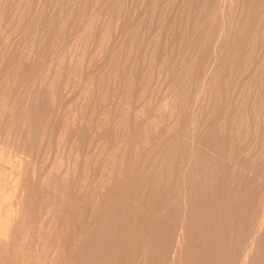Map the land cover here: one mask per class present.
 Segmentation results:
<instances>
[{
	"label": "bare ground",
	"instance_id": "bare-ground-1",
	"mask_svg": "<svg viewBox=\"0 0 264 264\" xmlns=\"http://www.w3.org/2000/svg\"><path fill=\"white\" fill-rule=\"evenodd\" d=\"M7 1L8 2L10 1L11 3L6 4ZM31 1L32 0H30V3H31ZM48 1L50 2V0H48ZM57 1L58 0H56L55 3H57ZM62 1L63 0H61V2ZM72 1L73 0H64V2H65L64 3V5H65L64 7L67 10H68V7L72 4ZM78 1H79V3H83V2H80V0H77V2ZM81 1H83V0H81ZM99 1H102V0H99ZM99 1H95V0L93 1V2H96V5H95V3L93 4V5H95L96 8H97V5H98ZM115 1L119 3L120 0L119 1L115 0ZM130 1H132V0H130ZM150 1L152 2L154 0H149L147 3H149ZM169 1L167 0V4L169 3ZM172 1H174V0H172ZM176 1H174V2H176ZM199 1H201V0H199ZM204 1L205 0H203L202 2H204ZM214 1L215 0H213V2ZM233 1L234 0H217L216 8L214 6V4H216V2H215L213 4H210V6L209 5L207 6L208 10H206V7H204L205 9L202 8V6L206 5V4L205 5L203 4L201 6V8L206 11V14H204L201 19L199 18L200 16L198 17V15L202 13L201 10H199V12L196 13V14H198L197 17L199 19H195L196 21L194 23H195V25L197 27L198 26L200 27L201 31H202L201 26L204 27V25H206L205 27H207L209 25V26H212L214 28L215 35L212 36V38H214V37L215 38H214V40L211 38V41L213 40L211 45L215 49L219 48V47H217V45L221 44L220 43L221 39H224V41H225L224 37L227 36L230 33L229 32L230 30L229 31L227 30L229 27L227 28L226 25L228 24L229 21L235 19V17H234L235 14L234 13H236V10L238 9V3L240 4L241 0L238 3L235 2L237 4V9H236V6H233V4H234ZM254 1H255L254 3L256 4V0H254ZM259 1L260 0H258V2ZM38 2H36V4ZM133 2H135V1L133 0ZM189 2H188V5L192 7L193 1H191V5H190ZM248 2L252 3L253 0H251V1L248 0ZM101 3H103V7H104V5H106L105 7H107V5H108V4H105V1L104 2L102 1ZM147 3L145 4L146 5L145 7L148 6ZM160 3H162V1ZM170 3L172 4L171 1H170ZM183 3H184V1H183ZM210 3H212L211 0H210ZM28 4H29L28 0H3V1L0 0V87H1L2 82H5L4 80L7 81L9 79L8 76L10 74L6 73V71H5L6 66L8 65V63L13 64V65H15V63H17V65L13 69L14 70L13 75H12L13 78L10 77L12 79L9 80V81L13 80L12 81L13 82L12 86H14L15 85L14 83L16 81L21 80V79L23 80V77L28 76V74L24 76V74L21 71L19 73V70L22 69L21 65L24 63L27 67H31L33 65L34 60L37 57L38 53H40L39 52L41 50L40 46L37 47V46H35L34 43H32L33 41L30 42V41H28L29 39H26V37L25 38L22 37L23 33H25V36H26V33L29 32V34H30L31 30H33L29 26L30 25L29 22H32V21L28 22L27 21L28 20L27 16H29L30 13L35 12L36 11V7L38 9V5H36V4L35 5H31V6L30 5L28 6ZM47 4L49 6V3H47ZM125 4H128V3L123 2L122 6L119 5L118 7H123V5H125ZM177 4H179V3H177ZM99 5H102V4L99 3ZM137 5L138 4L136 3V5H134V6H137ZM193 5H194V3H193ZM198 5H200L199 2H198ZM212 5L214 6L215 10H214V8H211ZM260 5H261V3H260ZM26 6H28V7L25 10ZM62 6H63V2H62ZM74 6H75V4H74ZM85 6H87V5L85 4ZM125 6H128V5H125ZM139 6H142V5L140 4ZM149 6L147 7L148 9H149ZM151 6H152V4H151ZM154 6H156V0H155V5ZM163 6H165V4ZM168 6L166 5V10H168L167 9ZM249 6H250V4H249ZM257 6H256V8H257ZM262 6H263V2H262ZM44 7H46V6H44ZM50 7H52V4H50ZM84 7H83V9H84ZM113 7L115 8L116 6L114 5ZM178 7H180V5ZM197 7H195V8H197ZM252 7L253 6H251V8ZM57 8L58 7H56V9ZM63 8H61V9H63ZM71 8L74 9L75 7L72 6ZM109 8H112V5ZM114 8H112V9H114ZM123 8H126V7H123ZM186 8L188 10V7H186ZM260 8L262 9V7H260ZM77 9H79V8H77ZM77 9H75V10H77ZM97 9H98L99 12H97V11H95V12L94 11H92V12L89 11V13L90 12L91 13L87 17L85 16V19L83 20V22L79 23V25H78V23L76 24L78 26H77V28L75 27L76 28L75 32L71 33V31H73V29L71 31H70V29H68L70 31V33H68L69 35L67 34L69 36V38H68L66 43L64 42V45L61 46L60 44L65 40L66 34L63 32L65 34L64 37L62 36L63 34L61 35L63 37V39H64L63 41L60 40L59 39L60 36H58V40H60L59 42H61L59 45L61 47L60 46H58V47L56 46L57 42L53 39V37H54L53 34H50V38H49L48 37L49 32H48V30H45L48 33L46 35L47 39L49 38V40H50V42H49L50 43L49 44L50 48L47 47V46H49L48 44L47 45L44 44V46H43L41 44V41L39 40L40 43H38V45L41 44L43 46V47L41 46L42 49H43L42 51L46 52V57L44 55L45 60L44 61L42 60V62H38L37 63V67H39L38 65H39V63H41L40 67H39L40 68V70H39L40 72L38 74H36V73L31 74V72L28 70L30 72L31 76L33 75V78H34L33 79L34 81L32 80L31 83L28 82L30 84V89L34 90V92H32L29 89V91L28 90L27 91L28 92L31 91V93L28 94L27 91L25 92V90H24V93L28 94V96H25L26 98H24L22 101L20 100L19 102H16L15 100L12 99L15 102L12 101L11 103H9L8 102V97H10V96L13 97V95H14V94L12 95L13 87L9 88L8 84L5 83L6 85H4V83H3V85H4L3 89L0 88V264H192L194 262H195V264L197 262L200 263V264H253V261H255V259L254 260L252 259V252L254 251L257 254L256 250H254L255 246H257L258 243L262 241L260 239H261V236L264 235V234H262L264 232V230H263V227H264V201L261 202V199H262L261 197L264 196V195H262L260 193L261 194L260 195V202H261L260 204L258 202L259 198H258V201H257V203L260 206H259V209H256V210H259V211H258V216L255 219L256 222L254 221L256 223V224L254 223L255 224L254 228H252L251 231L249 230V232L246 231V230L242 232V229H244L242 227L241 228V233L242 234L240 233L241 235L239 237L240 240L237 239V242H239V244L237 245L234 242L235 243L234 244L235 247L239 246L240 243L242 244L241 247H240L242 249H241V251L238 254H237V252L239 250L236 251V254H234V253L232 254V252L231 253L229 252V251H232V249L234 247L230 246V247H233V248H230L228 246V243H229V241H233V240H228L227 239L228 235H226V233L228 234V232L232 230V227L229 228L231 230H228V228L225 227L226 225H223V222H222L223 221V217H222L223 214L221 215L220 210L218 209L217 212H216V215L213 216V218H215V219L212 218L213 219L212 223H214L213 227L215 228V230H214L215 234L211 233L210 235H208L209 234L208 231L207 232L205 231L206 233L204 232V234H206V235L198 234L199 235L198 237H200L199 239L202 238L203 239L202 241H204V240L206 241V245L204 244L206 247H208L207 241L208 242L210 241V242H212L213 244L216 245V246H214L215 248L213 249L211 247L213 250L211 248H209L212 251L210 250L211 252H209V254H208V251H207L208 249L205 246H204V248L207 249V250H204V248H201V249L204 250V252H200L201 249L197 250V248H195V246L194 247L192 246L193 248H195L194 249L195 251L194 252L193 251L187 252V255H185L186 251L183 250L184 245H186L185 243L189 242V240H190V244L192 243L191 237H189L187 235L188 234L187 233L188 228H190L191 226H190L189 223L186 224L185 221H187V220H185V219L189 220L191 217L190 218L189 217H184L185 221L183 220L182 217H180L184 221L183 224H181V225H179V223L176 222L178 220V218L175 221L178 224V227H179L178 228V232L179 233L176 230V232L178 234H176L177 235V237H176L177 240L175 239L176 240L175 242H173L174 240L172 241V238H171V235H170V234L175 233V231L171 232V229H170V227L173 226L171 224H174V223L172 221H171L172 223H170L169 218L170 217L172 218L173 217L172 215H174L173 212L174 213L176 212V208H175L174 204L175 203L178 204V201L180 203V200H183L182 202H184V199L187 196L190 195L192 188L193 187L197 188V185L193 186V184L191 182L190 186H192V188H190V190L185 188V186H183L184 188L183 187L181 188L180 187V185H181L180 183H182V182L179 183V181L180 180L182 181L184 176L186 175L185 174L182 179H179L181 177L182 173L179 175L180 176L178 178L179 181L177 179H175V182H173V181L171 182V180H170L171 178H169V180L166 181L164 183V185H162V183H163L162 182L163 178H162V175H161L162 171L163 170H167V171L172 170L174 168V163L173 162H175L174 160H176V158L179 160V163L183 162L182 165H184L185 160H187V158H186L187 154H186V151H184L185 148H183L184 150L181 149V151H183V152L182 153L180 152L181 155L178 156V154H179L178 152H179V150L181 148V145L183 147L187 143L188 140L193 141L194 138L196 137V135H198V133L200 135V133L203 131L202 130V126L199 125L200 121L199 122L197 121V120H199V116H198V113L200 111L199 107H201L200 106L201 103L206 99L205 98V94H207V91H211L212 90V88H213L212 85L216 86V83L214 82L215 84H211L212 79L211 80H209V79L212 78L210 76H212L211 74H213V71H214V63L216 61L215 58H217V56H219L220 54L218 53V55L216 57L214 56L215 53L213 54L212 57H214V58H213V62L212 63L208 62V61H207L208 62L207 63L206 60H208V59L207 58H206V60L204 59L206 64H208L207 67H209L208 68L209 74H208V72H206L208 75L206 74V76L205 75H204V77L202 76V79H200L202 81L198 82L199 84L196 86V88L194 90V96H193L194 97V104L192 103L193 106H192V108H190L191 109L190 113L194 114V115L197 114L198 117H195L193 115L195 118L193 117L191 120L187 121V117L185 118L186 120L184 118L180 120V116H181L180 113H179L180 112V107H179V109H177V108H178L179 105H181L183 103L177 105V101H175L176 98H174V94L175 93L174 92H173L174 94L171 93L172 89L169 90L170 87H174V86L169 85L170 86L169 89H168V87L165 88V91L163 92V94H161L160 97H158L157 99L154 100V102H152V99L150 97L151 95H149L150 91L148 92V85L151 84L150 81H151L152 78L150 79V81H146V82L143 81V80H140L139 81L140 83L138 82L139 84L137 85V87H134V88H133V86H131V84L133 82H131V84H130L129 80H131V79L128 80L129 82L127 81V79H128L127 77L129 76V75H127V73H128L129 70L127 69L128 71H126L124 69V67L131 66L129 64H133L134 60L133 61H132V59L130 60L129 59L130 57H129L128 54L121 55L122 54L121 53V51H122L121 45L124 43L123 41H126V38L129 39L130 33H129V35H127L128 34L127 31H129V29L126 30V25H125L126 22L125 23L122 22L120 20V17H116V15H115L114 18L106 19L105 16H101L100 13L102 11L99 10V8H97ZM112 9H110V11ZM117 9H119V8H117ZM142 9H144V8H142ZM258 9H255V10L257 11ZM46 10H48V9H46ZM57 10L60 11L59 9H57ZM81 10H82V8H81ZM107 10H108V8H107ZM154 10H156V8H154ZM173 10L176 11L175 8H173ZM247 10H249V8H247ZM247 10H245V11H247ZM7 11H11L12 12V13L10 12L11 15H13L11 19H10L11 15L9 16V12H8V14H6ZM41 11H43V9ZM58 11H57V13H58ZM63 11H61L60 15L62 14ZM69 11H70V8H69ZM69 11H65L66 12V17H65L64 21L62 20V22H61V19H62L61 17L62 16L60 17V15L58 14L59 17H60V20H58L59 18L55 19L56 21L53 20L54 21L53 23H54L55 27H52L53 24L51 22V26H49V28L51 27V31L54 30V28L56 30V27H57V25H59V23H60V25H59L58 28H60V30L64 31L63 29L66 27L67 23H69L68 21H70L69 18L71 19V17H72V16L70 17V15L67 14V12H69ZM119 11H121V10H119ZM126 11H127V9H126ZM138 11L140 12V9ZM150 11H152V10H148V13H150ZM197 11H198V9H197ZM239 11H240V9H239ZM262 11L263 10H261V12ZM43 12H45V9H44ZM46 12H48V11H46ZM51 12H54V14H55V11H52V9H51ZM78 12H80V11H78ZM82 12L85 13L86 11L85 12L82 11ZM124 12H125V10H124ZM130 12L132 13V10H130ZM162 12H163V9H162ZM258 12H259V10H258ZM37 13L41 14L38 11H36V13H33L32 15L36 14V16H37L38 15ZM69 13H71V12H69ZM108 13L109 12H107V14ZM133 13H135V12H133ZM144 13L146 14V12H143L142 14H144ZM155 13H157V12L155 11ZM165 13H164V18L166 16ZM50 14L53 15V13H50ZM50 14H48V15H50ZM116 14H117V12H116ZM129 14L130 13H128V15ZM132 14H130V15L132 16ZM150 14H152V13H150ZM241 14H242V12H241ZM259 14L263 15L264 12L263 13L259 12ZM24 15H27V16H25L27 19L24 17ZM71 15H73V14H71ZM84 15L85 14H83L82 16L84 17ZM110 15L112 16V14H109V16ZM173 15L175 17L174 13H173ZM245 15H246V13H245ZM249 15H251V14H249ZM50 16H47V17L51 18ZM54 16H56V15H54ZM139 16H140V18L139 17L138 18L141 19L142 16L141 15H139ZM152 16H154V14L151 15L150 17H152ZM180 16H181V18L183 20V17H182L183 15H180ZM189 16L190 15H187L188 18H189ZM191 16H193V14ZM239 16H240V18H239L240 20L242 18H244V17H241V15H239ZM257 16H258V14H257ZM130 17L126 16L125 18L127 19V18H130ZM145 17H147V16L145 15ZM187 17H186V19H184V21L187 20V22H188V20H190V19H187ZM259 17H260V15H259ZM259 17H257V18H259ZM39 18H41V20H42L43 16L42 17L38 16V23H40L39 22V20H40ZM131 18H132V20H131ZM131 18H130V21L132 22L134 18H133V16ZM138 18H137V15H136L135 19L138 20ZM176 18L178 19V17H176ZM192 18H194V17H192ZM192 18H191V20H192ZM245 18L247 19L246 16H245ZM45 19H46V17H45ZM45 19L43 21L44 23H45ZM169 19H170V17H169ZM4 20L5 21L7 20V21L4 22ZM57 20H58V22L59 21L60 22L55 25V22H57ZM76 20L73 19V21H76ZM79 20H81V19H79ZM159 20H161V19H159ZM164 20H166V19H163V21ZM167 20H168V18H167ZM172 20H171V22H172ZM261 20L259 18V22ZM178 21H179V19H178ZM236 21L238 22V19H236ZM257 21H258V19H257ZM27 22H28V24H27ZM36 22L37 21L35 19V23ZM78 22H81V21H78ZM157 22L160 23V21H157ZM168 22H170V21L168 20ZM262 22H263V20H262ZM164 23H167V22H164ZM188 23H190V22H188ZM242 23H243V21H242ZM245 23L246 22L244 21L242 26ZM32 24H33V22H32ZM147 24H150V23L147 22ZM179 24H180V22H179ZM191 24H193V23H191ZM247 24L248 23H246V25ZM257 24H259V23L257 22ZM257 24H255L256 27H257ZM131 25H133V24L131 23ZM185 25H187L186 27L188 28L189 25L186 22H185ZM231 25H232V23H231ZM252 25H254V24H252ZM262 25H264V23ZM262 25H260L258 27V30H259V28ZM128 26L129 25H127V27ZM135 26H136V24H135ZM135 26H133V27L135 28ZM145 26H147L146 22H145ZM161 26L157 25L159 30H160V28H163ZM168 26L171 27V25H168ZM168 26H167V28H168ZM192 26H194V24ZM240 26H241V24H240ZM147 27L149 28L150 25L147 26ZM44 28L47 29L46 25H45ZM58 28H57V30H58ZM68 28H73V25H72V27L69 26ZM134 28H132V29H134ZM137 28H139V27H137ZM191 28L192 27H190L189 29H191ZM235 28L237 30V27H235ZM132 29H130V32L131 31L136 32L135 31L136 29L135 30H132ZM139 29L141 30L142 28L140 27ZM183 29H184V27H183ZM209 29H211V28L209 27ZM230 29L233 30V26ZM240 29L241 28H239V31H240ZM40 30H42V29L40 28ZM68 30L66 28L65 32L68 31ZM145 30L143 28L144 34H143V32H141L142 33V34H140L141 36L150 33V32H146V34H145ZM192 30H194V29H192ZM195 30L192 31V33L190 32L191 35L193 34V32H195ZM199 30H198V32H199ZM241 30H243V29H241ZM150 31H151V27H150ZM163 31H165V30H163ZM36 32H38V31H36ZM61 32H58V34L59 33L61 34ZM152 32H154L153 29H152ZM204 32H206V31H203V33ZM208 32H209V30H207V32H206L207 35H208ZM35 33L33 32L34 35H35ZM51 33H53V32H51ZM138 33H139V30H138ZM155 33H156V29H155ZM155 33H154V36L156 37L158 34L156 33V35H155ZM161 33H162V31H161ZM190 33H188V34L190 35ZM196 33H197V30H196ZM247 33L248 32H246V34ZM258 33L259 32H257V33H255V31L253 32V34H257V35H258ZM202 34H200V35L202 36ZM206 34L205 33L203 34L205 36V38H203V37L201 38L200 37L202 39V43L203 42L205 43V41L208 40L207 37H206ZM250 34H251V32H250ZM37 35H38V33H37ZM41 35H44V33L41 34ZM132 35H131V40L134 41V39H132ZM181 35L183 36V33ZM193 35L195 36V33ZM229 35H228V37H229ZM237 35H239V34H237ZM39 36L40 35H38V37H36V38H39ZM133 36H135V34ZM179 36H180V34H179ZM242 36H243V34H242ZM248 36H249V34H248ZM41 37L42 36H40V38ZM155 37L154 38L152 36L148 37V39H147L148 40L147 41L148 45L143 42L142 38H144V37H141L142 43H144V45H147L145 48H148V50H149L150 41L152 42L153 47L157 45V42L155 41L156 40ZM232 37H233L232 40L235 41V38H236L235 35H232ZM159 38L160 37L158 35V39ZM166 38H167V36H166ZM183 38L186 39L187 37H183ZM194 38L197 39V36H195ZM230 38H231V36H230ZM135 39L138 40V38H135ZM158 39H157V41H158ZM161 39L163 40V36H162ZM178 39H179V37L176 40H178ZM245 39L246 38H243V40H242V38H241L242 42H245L244 41ZM247 39H248V37H247ZM252 39H253V35H252ZM255 39H253V41ZM139 40H140V37H139ZM139 40H138V43H139ZM153 40H154V43L156 45L153 43ZM226 40L229 41V38H227ZM241 40L238 41V43L240 42V44H238L236 42L237 40L235 42L233 41L234 44L231 42L232 43L231 45H233V46H231L229 54L226 55L227 57L229 55L228 64H229V68H230L229 71H230L231 75H232V72L234 74H238V72L240 73V71H238L239 66H240L239 65L240 62L238 64L239 66H237L235 63L238 62V60H237V56H238V53H239L238 52V47H239L238 45L242 46ZM159 41H160V39H159ZM54 42H55V46H54ZM130 42L131 41L129 40V42H128L129 43V47H131L130 45L135 43V42L134 43L132 42V44H130ZM179 42L182 43L183 41H179ZM209 42H210V40H209ZM252 42L250 43V46H251V44H254ZM36 43H37V41H36ZM128 43H125V44H128ZM197 43H196V45H198ZM199 43H200V46H201L202 45L201 42H199ZM246 43H248V42H246ZM140 44H141V42H140ZM140 44H136V46L140 45ZM166 44H167V42H166ZM175 44H173V45H175ZM207 44H205V45H207ZM222 44H224V43L222 42ZM226 44L229 45L230 43L229 44L226 43ZM243 44H245V43H243ZM256 44H259V43H256ZM262 44H264V43H262ZM15 45H17V46H15ZM144 45H143V47H144ZM190 45H192V44H190ZM211 45H209V46L211 47ZM227 45H226V47H228ZM247 45H249V44H247ZM8 46H10V47H8ZM13 46H15V48L16 47H18V48L13 50L12 49ZM136 46H134V47H136ZM179 46H181V45H179ZM218 46H220V45H218ZM129 47H128V49H129ZM174 47H176V45ZM226 47H224V48H226ZM243 47H242V49H243ZM156 48H158V47H155V50L158 52V50ZM192 48L195 50V48H197V47H195V48L192 47ZM205 48H207V46ZM224 48H221L222 49V53H223V49ZM256 48L254 49V51L257 50ZM261 48L262 47H260V49ZM10 49H12V50H10ZM167 49H168V47H167ZM173 49H175V48H172V49L170 48V50H172V51H173ZM176 49H178V47ZM197 49L201 50L199 48H197ZM239 49H241V48L239 47ZM251 49H252V46H251ZM124 50H126V49L124 48ZM131 50L133 51V49H131ZM227 50H229V49L227 48ZM243 50L240 51V52L242 53ZM129 51H130V49H129ZM206 51H207V49H206ZM136 52H137V50H136ZM146 52L148 54V51H146ZM203 52H205V51H203ZM219 52H220V50H219ZM251 52H250V54H251ZM124 53H125V51H124ZM154 53L152 52L153 55H154ZM183 53H185V51ZM196 53H197V51H196ZM210 53H211V51L209 52V54ZM227 53H228V51H227ZM246 53H242L241 54L242 56L239 55L238 58L241 57V58H245V60H246L247 57L250 56L249 53H247V54H249L248 56H247ZM43 54H42V56H43ZM197 54H199V53H197ZM206 54H208V53H206ZM206 54H204V55H206ZM209 54H208V58L210 59ZM253 54H255V52ZM260 54L262 55L261 52H260ZM170 55H172V58L171 57L170 58L166 57L167 59H169V61H170V59L173 60V54L171 53ZM178 55H179V53H178ZM185 55H186V53H185ZM193 55H195V54H193ZM131 56H132V54H131ZM135 56H136V53H135ZM160 56L161 55H159V57ZM175 56H177V55H175ZM198 56L200 57V55H198ZM257 56L258 55H256V57ZM44 57H42V58H44ZM144 57H145V55H143V60H144ZM147 57L149 58V56H147ZM196 57H195V59H196ZM220 57L221 58H223V57L225 58V56H223V57L220 56ZM251 57H252V54H251ZM251 57H249V58H251ZM135 58L137 59V57H135ZM186 58H187V56H186ZM178 59H179V56H178ZM183 59L185 60L184 57H183ZM211 59H210V61H212ZM251 59H248V60H250V62H252ZM141 60H139V61H141ZM254 60H255V58H254ZM147 61L148 60H146V62ZM224 61H225V59H224ZM148 62H147V64H148ZM181 62L178 63L180 69H179V72H177V73H181L180 70L182 69L183 72H186V75H187V73L189 71V67L187 68V66L185 65L184 61H183V63H181ZM192 62H194V61H192ZM198 62H199V60H198ZM220 62H218V63H220ZM170 63H172V62L170 61ZM259 63H260V61H259ZM154 64L155 63L153 62V65ZM158 64L160 66V69L158 70L156 68L155 70L160 71V70H162L164 68L163 67L164 64L162 62H160ZM174 64H177V61H175L171 66H173ZM188 64H189V61H188ZM250 64L253 65V63H250ZM262 64H263V62H262ZM151 65H152V63H151ZM134 66H136V65H134ZM141 66L142 67L144 66V61L141 62ZM171 66H169V67H171ZM219 66H221V65L219 64ZM260 66H262V65H260ZM34 67H33V70H35ZM120 67H122L123 70L126 71V72L124 71L125 72V76L127 75L126 76V78H127L126 80L123 79L124 77H122V73L121 74L119 73L120 70H121ZM166 67H168V66H166ZM166 67H165V70H166ZM173 67H175V66H173ZM234 67H236V69ZM254 67H256V66H254ZM262 67H264V66H262ZM150 68H148V69H150ZM175 68H178V67H175ZM197 68H198V65H197ZM224 68L223 67L220 68V71L222 69L224 70ZM244 68H247V67H244ZM251 68H252V66L250 67V71H251ZM27 69H30V68H27ZM172 69L173 68H171V70ZM131 70H132V68H130V71ZM134 70H136V68ZM171 70H169V71H171ZM174 70L176 72V69H174ZM204 70L205 69H203V71ZM146 71H148V70H146ZM150 71H151V69H150ZM166 71L165 72L161 71V72L163 73V75L166 74V73L168 74V72H166ZM210 71H212V72H210ZM244 71H246V70H244ZM247 71H249V70L247 69ZM256 71L258 72V70H256ZM259 71H261V70H259ZM262 71H264V70H262ZM10 72H11V70H10ZM32 72H34V71H32ZM241 72H243V71L241 70ZM146 73H148V72H146ZM191 73H193V71ZM198 73H199V70H198ZM214 73H215V71H214ZM218 73H219V71H218ZM135 74L133 72L134 76H135ZM150 74L151 75H149V76L153 77L152 72ZM172 74H173V72H172ZM189 74H190V72H189ZM215 74H216V76H214V77H216V78H218L220 76V74H219V76H217V71H216ZM260 74H262V73L259 72V75ZM158 75H160V74H158ZM177 75H179V74H177ZM186 75L185 76L183 75V76L187 77L188 75L187 76ZM192 75H189V79L192 78ZM243 75H245V73ZM246 75H247V73H246ZM253 75H255V78H259V76L257 77V74H253ZM263 75H264V73H263ZM137 76H138V74H137ZM137 76H135V77H137ZM142 76L145 78L144 74ZM161 76L162 75H160L158 77H161ZM180 76H182V74L179 75V77ZM196 76L199 77V75H197V74H196ZM207 77H210V78L207 80ZM227 77L229 78V76H227ZM166 78H167V76H165L163 79H165V81H166ZM193 78H195V76ZM242 78H243V76H242ZM250 78H248V80ZM24 79L26 80V78H24ZM171 79H173V81H174V78H171ZM175 79L177 80V78H175ZM180 79L182 81L183 78L180 77ZM180 79H178V80L180 81ZM252 79H254V78H252ZM135 80H137V78ZM186 80L184 79L185 82L183 81L184 82V86L186 84ZM216 80H218V79H216ZM241 80H239V81H241ZM255 80H252V81H255ZM262 80H264V79L262 78ZM165 81L163 80L162 83L163 82L165 83ZM175 81H174V83H171V84L172 85L173 84L176 85L178 82L176 83ZM191 81H192V79H191ZM260 82L257 83V84H259V86H260ZM8 83H11V82H8ZM156 83H158V81ZM193 83H194V81H193ZM225 83H227V82H225ZM243 83H244V85H242ZM243 83L241 85L244 86V88L248 89L247 88L248 86L245 87V85H247V84L245 82H243ZM42 84L44 86H42ZM163 84H161V86H163ZM187 84H189L188 81H187ZM262 84L264 86L263 81H262ZM27 85L28 84L26 83V86ZM132 85H135V84H132ZM182 85L183 84H181V86ZM193 85L195 86L196 82ZM237 85H236V89H237ZM241 85L239 86L240 88H238V89H240L239 90L240 92H241ZM20 86H21V84H20ZM40 86L45 87L43 90L46 89V101L48 100L49 104L51 105V107L49 105V107L51 109H52V106L54 104L56 105L55 100L53 99L56 96L55 95L56 93L54 91L58 87L61 88V92H60L61 94L60 95L58 94V95L63 97V98L62 97L61 98L59 97V98L60 99H64L63 100L64 101V105H62V103H60V105L63 106V109L61 110L60 114H58V115H60V117L55 116L57 118H60V119H58V120H60V124L57 125V126H53L52 125L55 122L51 123L53 121V120H51V116H52L51 112L53 113L54 109L50 110V108H49L50 112H49V110L46 111L45 110L46 108L44 110L41 109L42 112L39 110L40 107L38 106L37 101H38V97L40 95L39 94L40 93V89L42 90V88H40ZM161 86H159V87H161ZM230 86H232V85H230ZM263 86H262L261 90L264 88ZM182 87H181V89H182ZM249 87L251 88L250 85H249ZM37 88H40V89L36 92ZM210 88H211V90H209ZM216 88L214 89L215 91L213 90L214 93L216 92ZM232 88H235V87H232ZM15 89H14V91H15ZM23 89H24V86H23ZM190 89H189V91H190ZM230 89H231V87H230ZM153 90H155V89H153ZM228 90H227V92H228ZM233 90H235V89H233ZM20 91L18 89L19 93H20ZM161 91H163V90H161ZM184 91H187V90L185 89ZM248 91L250 92V90H248ZM248 91H247V96H248ZM183 92H181V93H183ZM219 92H217V93H219ZM36 93H38L39 95H37ZM177 93H178V91H177ZM177 93H176V95H177ZM187 93H189V92L187 91ZM228 93H230V91ZM241 93L239 95H241ZM263 93H264V91H263ZM43 94H44V92H43ZM153 94H155V93H153ZM191 94H189L190 97H191ZM212 94H213V92H212ZM232 94H233V92H232ZM236 94H237V91H236ZM251 94H253V93H251ZM251 94H249V95L251 96ZM21 95H22V92H21ZM23 95H25V94H23ZM105 95H108V96H105ZM180 95H179V98L182 97V95L181 96ZM40 96H43V95L41 94ZM254 96H256V95H254ZM190 97L187 96V97H184V98H188V101H189ZM193 97H192V100H193ZM210 97H212V96L210 95ZM238 97L241 98L242 96H238ZM238 97H237V99H238ZM177 98H178V95H177ZM225 98L227 99L228 97H225ZM234 98H235V96H234ZM247 98H249V96ZM42 99H43V97H42ZM215 99L218 101L219 98L218 99L215 98ZM215 99H213V100L215 101ZM245 99H246V96H245L244 100ZM250 99L251 98H249V100ZM30 100H31V102H30ZM176 100H178V99H176ZM179 100H181V98ZM244 100H243V102H244ZM255 100L252 102V104H254ZM238 101H240V100H238ZM241 101H242V99H241ZM210 102L211 101H209V103ZM246 102H244V104ZM248 102H250V101H248ZM209 103L207 105H209ZM235 103H237V101ZM241 103L242 102H240V104ZM55 105H54V108H55ZM186 105L187 104L185 103L184 104L185 107L183 105H181V107L182 108H186ZM202 105H203V103H202ZM210 105H214L215 107H216V105H219L218 107H220V104H216V101H215V103H212ZM210 105H209V107H210ZM242 105H240L239 107H242ZM246 105L248 106V103H246ZM262 105H264V104H262ZM262 105H260V106H262ZM32 106H33V108L35 106L39 107L37 109V112H39V114L37 113L38 115L36 113L33 114V112H35V111H33ZM221 106H222V104H221ZM190 107H191V104H190ZM237 107H238V105L236 106V108ZM258 108L259 107L257 106V109ZM30 109H32V111ZM205 109H206V107L204 108V110ZM212 109H213V107H212ZM212 109H209V110L211 111ZM226 109H227V107H226ZM245 109H246V107H245ZM261 109H262V107H260V110ZM7 110H9V111H8V113L6 112V114H11L12 115V112H13V114L14 113L17 114V117H16V120L13 119L14 121H12L10 119L11 121L9 120L7 126H5L6 124H4L5 123L4 122V115H5V111H7ZM29 110L32 112L33 115L30 114L31 112H29ZM59 110H60V106H59ZM216 110H218V109H216ZM230 110L226 111V112H228L227 113L228 115L229 114L231 115ZM239 110H240V108H239ZM224 111H225V109H224ZM233 111H234V109H233ZM240 111L242 112V110H240ZM240 111H238V112H240ZM245 111L247 112V109ZM245 111H243V112H245ZM254 111H252V112L254 113ZM54 112H55V114H57L56 111H54ZM181 112H182V110H181ZM205 112H203V113H205ZM213 112H214V110L212 112H209V113L214 114ZM238 112H236L235 115ZM186 113H187V111H186ZM186 113H185V115H186ZM201 113H200V115H201ZM248 113H250V112H248ZM258 113H257V115H259ZM260 113L263 114L261 111H260ZM182 114H183V112H182ZM191 114H190V116H191ZM239 114L241 115V113H239ZM261 114H260V116H261ZM209 115L211 116V114H209ZM217 115L215 116L216 118H217ZM8 116L11 117L10 115H8ZM8 116H6V117L8 118ZM210 116H208V117H210ZM243 116H245V114ZM55 117L53 116V118H55ZM202 117H204V116L202 115ZM208 117L205 118L206 122L209 120ZM222 117L224 118V116H222ZM237 117H238V115H237ZM246 117H248V116H246ZM254 117H255V115H254ZM254 117H253L252 121H255ZM257 117H259V116H257ZM200 118H201V116H200ZM226 118L224 119V121L221 122L220 125L229 127V126H234V124H235L237 126L246 127L244 125V119H242L241 117L240 118L238 117L236 119V121H234V119L232 120V119L229 118V120H228ZM232 118H233V116H232ZM218 119H219V117H218ZM26 122L28 123V126L26 125L27 124ZM2 123L4 124V126H2ZM247 123H249V122H247ZM255 123H257V122H255ZM263 123H264V121H263ZM257 124H255V125H257ZM24 125H26V126H24ZM207 125H205V126H207ZM217 125H218V123H217ZM220 125H218V127ZM252 125H254V124H252ZM198 126L201 127L200 129L202 131L199 130ZM211 126H213V125L210 124V127ZM221 128L223 129V127H221ZM218 129H220V128H218ZM228 129H227V131H228ZM237 129H238V127H237ZM245 129H244V131H245ZM205 130H204V132H205ZM213 130H215V129H212V131ZM246 130H248V129H246ZM216 131H218V130H216ZM238 131L239 130H237L235 132H238ZM230 132H232V130H229V133ZM235 132H234V134H236ZM219 133H220V131H219ZM207 134H206V137H207ZM213 134H211V137H212ZM252 134H254V133H252ZM263 134L264 133H262V135ZM256 135H257V133H256ZM201 136H200V138H201ZM236 136H237V134H236ZM238 136H239V134H238ZM238 136L234 137V138H239L240 136L239 137ZM223 137H225V135ZM243 137H245V136H243ZM220 138H222V137H220ZM248 138H250V137H248ZM239 139H243V138L241 137ZM195 140H196V138H195ZM204 140H205V138H204ZM214 140L216 141L217 139H214ZM224 140H223V142H224ZM200 141H201V144H202L203 143L202 139H200ZM200 141H198V142H200ZM233 141H235V140H233ZM251 141H253V140H251ZM205 142H207V144H208V140L207 141L205 140ZM216 143L218 144V143H220V141H218ZM224 143H226V142H224ZM236 143L237 142H234V144H236ZM261 143H264V142H261ZM212 144H213V140H212ZM237 145H239V144H237ZM221 146L222 145L220 144V147ZM229 146L231 147L230 144H229ZM232 146H234V145L232 144ZM253 146H254V144H253ZM186 147H187V145H186ZM211 147L214 148V146H212V145H211ZM216 147H218V145ZM224 147H226V145H224ZM238 147H242V146H238ZM262 147H264V146L262 145ZM260 148H261V146H260ZM159 149H160V151H158ZM188 149H190L189 146H188ZM195 149L196 150H194V152H196V151L199 152V150H200V149H197L196 147H195ZM208 149H210V148H208ZM217 149H219V148H217ZM235 149H232V150H234V152L236 153ZM240 149H242V148H240ZM258 149H259V146H258ZM212 150H210L212 153L209 152V155L213 154ZM214 150H215V148H214ZM239 150H237V153H238ZM243 150H244V148H243ZM249 150L248 151L244 150V151H246V153H247V152H249ZM226 151H227V149H226ZM217 152H218V150H217ZM228 152H231V151H228ZM240 152H243V151H239V153ZM188 153H189V151H188ZM190 153H192L191 150H190ZM218 153L221 154V152H218ZM233 153H231L230 155H232ZM259 153L262 154V152H259ZM196 154H197L198 157L200 156L198 153H196ZM204 154L206 155L208 153L206 152ZM233 155H235V154H233ZM243 155L245 156L246 154H243ZM235 156L237 158V155H235ZM244 156H242V157H244ZM188 157H190V154L188 155ZM208 157H210V156H208ZM220 157H222V155H220ZM249 157H251V156H249ZM197 158H196V160H197ZM212 158H214V157H212ZM244 158H247V157H244ZM189 159H193V157L189 158ZM200 159H201V157H200ZM229 159H232V158H229ZM238 159H240V155H239ZM202 160H203V158H202ZM259 160H260V158H259ZM223 161H221L220 163H222ZM240 161H241V159H240ZM248 161H251V160L248 159ZM197 162H198V160H197ZM203 162H207L206 158L204 159ZM235 162H236V165H237V163H238L237 160ZM258 162H260V161H258ZM258 162H256V163H258ZM207 163H209V161ZM195 164L197 165L198 163L195 162V163H193L192 166L194 167ZM199 164H200V162H199ZM210 164L212 165L213 163H209V164H206V165L208 166ZM223 164L221 165V167L224 166ZM259 164L261 165V163H258V165ZM187 165L189 166V164H187ZM236 165H233L232 167L234 168ZM228 166H229V164H228ZM178 167H176L177 170H178ZM183 167H185V166H183ZM221 167H219V168H221ZM247 167H249V165H247ZM259 167H257V168H259ZM187 168H190V167H187ZM196 168H197V166H196ZM199 168H201V166ZM206 168L208 169V167H206ZM212 168H211L212 171H213V169H218V168H213V169ZM235 168H237V167H235ZM235 168L233 170H236ZM240 168H241V165H240ZM243 168H245V165L243 166ZM190 169H192V168H190ZM230 169L232 170L231 167H230ZM260 169H261V167L259 168V171H261ZM181 170H183V168ZM193 170H194V168H193ZM197 170H198V168L195 169L194 171H197ZM203 170H206V169L203 168ZM231 170H229V171H231ZM245 170H243V171H245ZM184 171H185V168H184ZM194 171H192V172H194ZM209 171H210V169H209ZM255 171L256 170H254V173H255ZM181 172H183V171H181ZM216 172L218 173V171H216ZM248 172H249V170H248ZM166 173L168 174V172H165L164 174H166ZM171 173H172V171H171ZM196 173L197 172H194V174H196ZM201 173H203V172H201ZM204 173H206V172H204ZM221 173H223V172H221ZM235 173H236V171H235ZM237 173L241 174L240 171L237 172ZM259 173H260L259 174V176H260L262 171L259 172ZM187 174H189V173H187ZM211 174H214V173L212 172ZM223 174H225V173H223ZM231 174H233V173H231ZM236 174H234V175H236ZM257 174H258V172H257ZM172 175H174V174H172ZM168 176H171V174H169ZM168 176H167V178H168ZM186 176H185L184 180H186V178H188V176L187 177ZM210 176H212V175L209 174V177ZM229 176H231V175L229 174ZM262 176H264V175L262 174ZM262 176H260L259 178H262ZM174 177H173V179H174ZM195 177H193V178H195ZM197 177H199V176L197 175ZM205 177H206V175H204L203 179H205ZM253 177L255 179V175ZM165 178H166V176H165ZM211 178L213 179L214 176H212ZM211 178H210V180H212ZM226 178H224L223 181ZM230 178H234V177H230ZM214 179L216 180V178H214ZM201 180H202V178H201ZM201 180H198L200 186H201ZM236 180L238 181L239 179H236ZM242 180L243 179L241 177V181ZM187 181H189V179H187ZM194 181H196V180H194ZM202 181H204V180H202ZM230 181L232 182L233 180L230 179ZM244 181H247V180L244 179ZM256 181H258V180H256ZM220 182H222V181H220ZM224 182H226V180ZM233 182H235V180ZM253 182L255 184L254 180H253ZM253 182H252V184H253ZM172 183L175 184L174 185L175 187L173 186L174 189H171ZM178 183L180 185H178ZM215 183H217V182H215ZM236 183L239 184V181L236 182ZM202 185H203V183H202ZM204 185H206L205 182H204ZM240 185H241V183H240ZM240 185H236V186L240 187ZM258 185L260 186L261 182ZM263 185H264V183H263ZM187 186H189V185H187ZM210 186H212V185H210ZM259 186L258 187L255 186V187H257V189H256L257 192H259L258 190L261 188V186L260 187ZM243 187H244V185H242V188ZM255 187H253V188H255ZM201 188L204 189V187H201ZM211 188L213 189V187H211ZM218 188H219V186H218ZM223 188L225 189V187H223ZM199 189H197V190L199 191ZM235 189H237V188H235ZM243 189H245V187ZM243 189L241 191H243ZM197 190L194 188V190H192V191H197ZM205 190H206V188H205ZM214 190L215 189H213V192L215 193L216 191H214ZM222 191H223V189H222ZM226 191L227 190H225V193H226ZM236 191H235V193H236ZM263 191H264V188H263ZM253 192H254V190H252V194L256 193V192H254V193ZM260 192H262V191H260ZM194 193H196V192H194ZM199 193H202V191L201 192L199 191ZM241 193H244V192H241ZM203 194H205V193H202L200 195L203 196ZM209 194H208V196H209ZM221 194H222V192H221ZM236 194H238V193H236ZM236 194L230 193V194H228L227 197H230V200H231V196L234 199ZM249 194H251L250 191H249ZM192 195H193V193H192ZM240 195L242 196V194H240ZM206 196H207V194L205 195V197ZM219 196H220V194H219ZM221 196H223V195H221ZM224 196H225V194H224ZM199 198H204V197H199ZM222 198L223 197H221L220 199H222ZM240 198H239V200L242 201V199H240ZM254 198L256 199L255 196H254ZM254 198H253V200H254ZM205 199L206 198H204L203 202H205ZM207 199H209V197ZM220 199H217V200H220ZM186 200H189V199H186ZM192 200H194V199H192ZM239 200H238V202H239ZM251 200L252 199H250L249 201L252 202ZM190 201H189V205L191 203ZM209 201H211V200L209 199ZM236 201L237 200H235L234 202H236ZM196 202L200 203L201 201L198 199V201H196ZM214 202H215V200H214ZM211 203H212V201H211ZM225 203H227V202H225ZM240 203L241 202H239V204ZM257 203H255L254 205H256ZM214 204L216 205V203H214ZM218 204H220V203H218ZM222 204H224V203H222ZM179 205H181L180 208H181V211H183L187 207L188 202L186 201V205H185L186 207L183 210H182V208H183L182 204H179ZM197 205H199V204L197 203L195 205V207ZM209 205H210V203H209ZM247 205L249 206L250 203L248 202ZM254 205H253V207H254ZM193 206L190 207L191 211H189V213L190 212L192 213ZM202 206H203V203H202ZM173 207L175 209H173L174 211L171 212L172 215L170 214V217H168L169 215L168 216L166 215L168 218H165L164 217L165 215L163 217H160L161 216L160 214H163V212H165V211H171ZM195 207H194V210H195ZM197 207L200 208L201 206H197ZM204 207H205V205H204ZM234 207L236 209V206H234ZM240 207H241V205L239 206V208ZM188 208H189V206L187 207V209ZM210 208L213 209L212 207H210ZM227 208H229V207L226 206V209ZM251 208H252V206H251ZM256 208H258V205H257ZM187 209H185V210H187ZM201 209H202V207H201ZM220 209H221V207H220ZM226 209H224V211H226ZM230 209H233L232 206H231ZM244 209H245V207H244ZM248 209L249 208H247V210ZM177 210H178V208H177ZM197 210H199V209L197 208ZM235 211H233V212H235ZM238 211H240V210H237V213H238ZM245 211H246V209H245ZM249 211H251V210H249ZM253 211L255 212V210H253ZM253 211H252V213H253ZM198 212H200V210ZM206 212L208 213L209 211H206ZM211 212H214V209ZM211 212H209L211 215L215 213V212L214 213H211ZM187 213H188V210H187ZM193 213L195 214L197 212L194 211ZM245 213H247V211ZM181 214H180V216H183ZM199 214L200 213H198V215ZM202 214H205V212L202 213ZM241 214H243V213H241ZM255 214H256V212H255ZM175 215L177 216L178 214H175ZM187 216H190V215H187ZM191 216H193V215H191ZM234 216H235V214H233V213L225 215L226 219H227V217L233 219ZM246 216H248V215L245 214L243 221L246 220L245 219ZM252 216H253V214H252ZM196 217H197V214H196ZM199 217L200 216H198L199 220H197V222H199V226L197 228H200V229L198 231H200L202 229L203 225L200 226V223L202 224V222L204 220V217H203V219H201ZM254 217H256V216H254ZM180 218H179V220H181ZM229 218H228V222H229ZM172 219L175 220V217H173ZM207 219H209V218H207ZM207 219H205V220H207ZM210 219H211V216H210ZM182 220H181L180 223H182ZM191 220H190V222H192ZM200 220H202V221H200ZM214 220H215V222H214ZM251 220H249V223L253 222ZM247 221H245V222H247ZM197 222H196V224H198ZM230 222H235V221H230ZM176 223L174 225H176ZM226 223H227V221H226ZM249 223H248V225H249ZM203 224H205V223H203ZM210 224H211V222H210ZM169 225H171V226H169ZM206 225H208V224H206ZM243 225H246V224L242 223V226ZM193 228H194L193 230H195V227H193ZM203 228L205 229V227H203ZM246 229H248V228H246ZM174 230H175V228H174ZM210 230H211V228L209 229V231ZM201 231L203 233L204 230H201ZM165 233H166V235H165ZM197 233H199V232H197ZM190 234L191 233L189 232V235ZM231 234H232V231H231ZM234 234L236 235V232L233 233L232 235H234ZM173 236H174V234H173ZM173 238H175V237H173ZM197 238L195 240H196V243L199 245V243L201 241L199 242V239H197ZM197 240H198L199 243L197 242ZM234 241H235V239H234ZM262 242H264V241H262ZM261 243H259V244H261ZM229 244H231V243H229ZM201 245H203V244H201ZM263 246H264V244H263ZM261 247H262V245L260 246V248ZM187 248H189V249H186V250H190V247H187ZM205 251H206V253H205ZM262 251L264 252V248L262 249ZM183 253H184V255H183ZM206 254H208V255H206ZM258 255H259V253L257 254V256ZM262 256L264 257L263 254H262ZM258 259H257V261L260 262V259L259 260ZM257 261H256V264H257ZM259 262H258V264H259Z\"/></svg>",
	"mask_w": 264,
	"mask_h": 264
},
{
	"label": "rangeland",
	"instance_id": "rangeland-1",
	"mask_svg": "<svg viewBox=\"0 0 264 264\" xmlns=\"http://www.w3.org/2000/svg\"><path fill=\"white\" fill-rule=\"evenodd\" d=\"M1 1H3V0H1ZM38 1H39V0H32L31 3H30V0H28V3H29L28 6H29V5H30V6H31V5H35L36 2H38ZM73 1H74V2H73ZM73 1H72V4L68 7V10H67V9L64 7V6H65V5H64V3H65L64 0L62 1V2H63V6H62V2H61V0H58L57 3H55L56 0H50V2H49L48 0H40V1H39L40 3L38 2L39 4H38V3L36 4V5H38V9H37V7H36V11H38V12L41 13V14H38V13H37V14H38L37 16H36V14L32 15L33 13H36V11H35V12L30 13L29 16L24 15V17H25V16L28 17V20H27L28 22H29V21H32V22H33V24H32V22H29V23H30L29 26H30L31 29H33V30H31L30 34H29V32L26 33V36H25V33H23V34H22V37H24V38L26 37V39H29L28 41H30V42L33 41L32 43H34L35 46H37V47L40 46V49H41V50L39 51L40 53H38L37 57H36L35 60H34L33 65H32L31 67H27L24 63H23V64L21 63V64H22V65H21V66H22V67H21L22 69L20 68L21 70H19V73H20V71H21V72L24 74V76L27 75V74H28V76L23 77V80L21 79V80L16 81V82L14 83V84H15L14 86H12V85H13V84H12V83H13V82H12L13 80H11V81H9V80L13 78V77H12L13 72H14L13 69H14V67L17 65V63H15V65L8 63V65L6 66L5 71H6V73L10 74V75L8 76L9 79H8L7 81L4 80L5 82H2L0 88L3 89V86L6 85V84H8V87H9V88L13 87L12 95H13V94H14V95H13V97H12V96L8 97V102L11 103L13 100H15L16 102H19L20 100L22 101L24 98H26L25 96H28V94L31 93V91L34 92V90L30 89V84H29L28 82L31 83V81L34 79V78H33V75L31 76V74H33V73L38 74V73L40 72V71H39V70H40L39 67H40V64H41V63H39V65H38L39 67H37V63H38V62H42V60H43V61L45 60L46 52H45V51H42V50H43L42 47L44 46V44H45V45H47V44L49 45V44H50V43H49V42H50V40H49V38H50V34H53V36H54L53 39L57 42L56 46L58 47V46H60V45H61V46L64 45V42H65V43L67 42V40H68V38H69V36H68L69 34H68V33H70V31H71L72 29H73V31H71V33L75 32L77 26L79 25V23H82L83 20L85 19V16L87 17L92 11H94V12H95V11L99 12L97 8H99V10L102 11V12L100 11V12H101L100 14H101V16H105L106 19L114 18L115 15H116V17H120V20H121L122 22H124V23L126 22V23H125V25H126V30L129 29V31H127V32H128L127 35H129V33H130V35H129V39L126 38V41H123L124 43H123L122 45H123L124 47L121 45V48H122V51H121L122 54H121V55H123V54H124V55L128 54L129 57H130L129 59H130V60L132 59V61L134 60L133 64H129V65H131V66H129V67H128V66H127V67H124V69H125L126 71L129 70L128 73H127V75H129V76L127 77L128 79L126 78L127 75L125 76V72H126V71L123 70L122 67H120L121 70H120L119 73H120V74L122 73V77H124L123 79H125V80L127 79V81H128L129 79H131V80H129V81H130V84H131V82H133L132 84H135V85H132V84H131V86H133V88H134V87H137V85L140 83V82H139L140 80H143V81L146 82V81H150V79L152 78L151 81H150L151 84L149 83L150 85H148V92L150 91V92H149V95H151L150 97H151V99H152V102H154L155 99H157L158 97L161 96V94H163V92L165 91V88L168 87V89H169V87H170L169 85L174 86V87H170L169 90L172 89V90H171V91H172L171 93H173V92L175 93V94H174V93H173V94H174V98L178 99V100L175 99V101H177V105L183 103V104H181V105L184 106L185 103L187 104V105H186V108H182L181 105H179L178 108H177V109H179V107H180V112H179L180 115H181V116H180V120L183 119V118L185 119V118L187 117V121H188V120H191L194 116H195V117H198V116H199V120H197V121H198V122L200 121L201 124L199 123V125L202 126V130H203V131H202V130L200 129L201 127L198 126V127H199V130L202 131V132L200 133V135H199V133H198V135H196V137H195L196 140H195V138H194L193 141L188 140L187 143H186L183 147H182V145H181V148H180V150H179V152H178V153H179L178 156L181 155L180 152H181V153L183 152V151H181V149L184 150L183 148H185L184 151H186V154H187L186 158H187V160H185L184 165H182L183 162L179 163V160L176 158V160H174L175 162H173V163H174V168H173L172 170H169V171H167V170H163L164 172L162 171V174H161V175H162V178H163V179H162V182H163L162 185H164V183H165L166 181H168L169 178H171V179H170L171 182H172V181L175 182V179H177V180L179 181V179H182L183 176L186 174V175L188 176V178H186V180H184V179H185V176H186V175H185L184 178H183V180H182V181H181V180L179 181V183L182 182L183 184H184V183H185V184L183 185L182 183H180V184H181V185H180V184L178 183V185H180L181 188H182L183 186H185V188H187L188 190H190V188H192V186H190V183L192 182L193 186H194V185H197V188H196V187H193L192 190H194V188H195L196 190L200 188L201 190L199 189V191H200V192L202 191V193H205V194H203V196H202V195H200V194H202V193H199L198 190H197V191H192V190H191L190 195L187 196L188 198L186 197V198L184 199V202H185V203L182 202L183 200H180V203H179V201H178V204H177V203L174 204V206H175V208H176V212H175V213L173 212V214H174V215H175V214H178L177 216H176V215L174 216V215L171 214V212L174 211L173 209H175V208L173 207L172 210L170 209L171 211H165V212H163V214H160V215H161L160 217H163V216L165 215L164 217H165V218H168V217H170V214H171L173 217H175V220L172 219L173 217H172V218L170 217V218H171V219L169 218L170 223L173 222V223L175 224V223L177 222V223H179V225H181V224H183V222H184L185 220H187V221H185L186 224H188V223L190 224V226H191L192 228L189 226L191 229L188 228V231H187L188 234H187V235H188L189 237H191V241H192V243L190 244V240H189L190 238H189V239H188L189 242L185 243L186 245H187L188 243H189V244H188L187 246L184 245V247H183V250L186 251V254H185V255H187V252H191V251L194 252V251H195V250H194L195 248H197V250H200L201 248H204V246L206 245V241H205V240L202 241V240H203L202 238L199 239L200 237H198V236H199L198 234H200V235H201V234H202V235H206V234H204L205 231H206V232H207V231L209 232V234L207 233L208 235H210L211 233H214V234H215V231H214L215 228L213 227V224H214V223H212V221H213V219H215V218H213V216L216 215V212H217V210L219 209L221 215L223 214V215H222V217H223V221H222V222H223V225H226L225 227L228 228V230H231V229H229V228L232 227V230H231V231H232V234L236 232V235H235V234L232 235V234H231V231H229V232L227 231L228 234L226 233V235H228V236H227V239H228V240H233V241H229V243H231V244L228 243V246H229V247H230V246H233V247H234V248H233V247H230V248H233V249H232V251H229V252H230V253L232 252V254H233V253L236 254V251L239 250V251L237 252V254H238V253L241 251V249H242V248H240L242 244L240 243V245L237 246V247H235L234 244H235V243H236L237 245L239 244V242H237V239H239L240 235L242 234V233H241V228H242V227L244 228V229H242V232L245 231V230L249 232V230L251 231L252 228H254V225L256 224V223H255V222H256L255 219L257 218V216H258V211H259V210H256V209H259V206H260L259 204H260L262 201H264V196H262V197H261L262 199H261V202H260V195H261V194L264 195V191H263V188H264V185H263V183H264V179H263V178H264V176H262V174L264 175V170H263V169H264V158H263V157H264V153H263V152H264V147H262V145L264 146V143H261V142H264V134L262 135V133H264V123H263V121H264V119H263V118H264V105H262V104H264V93H263L264 88L261 90V88H262V86H263L262 81H263V83H264V80H262V78L264 79V75H263L264 71H262V70H264V69H263L264 67H262V66H264V53H263V52H264V44H262V43H264V25H262V24L264 23V14H263V15H262V14H259V12H260V13H263V12H264V8H263V7H264V0H262V1L260 0L259 2H258V0H256V4L254 3V2H255L254 0H253L252 3L248 2V0H243L244 2H243L242 0H241V1H240V0H236V1L234 0V1H233V3H234L233 6H236V9H237V4H236L235 2L238 3V2L240 1V4L238 3V9L236 10V13H234V14H235V16H234L235 19L229 21L228 24H227L228 26L226 25L227 28L229 27L227 30H228V31L230 30V31H229V32H230V33H229L230 35L228 34L229 37H228V35L224 37V38H225V41H224V39H221V41H220L221 44H218V45H220V46L217 45V47H219L218 49H217V48H216V49L213 48V46L211 45V44H212V41H213L214 38H215V37L212 38V36L215 35V33H214V32H215V31H214V28H213L212 26H209V25H208V26L211 28V29H209L208 26H207V27H208V28H207V27H205L206 25H204V27L201 26V28H202V31H201L200 27L198 26V27H199V28H198V27L195 25V23H194V22L196 21L195 19H199V18L201 19L202 16H203L204 14H206V11L203 10V9H205L204 7H206V10H208V9H207V6H208V5L210 6V4H213V3L216 2V4H214V6H215V8H216L217 0H215L214 2H213V0H211L212 3H210V0H207L208 2L205 0V1H204L205 3L202 2L203 0H201V1H199V0H196V1H195V0H181L182 2H181L180 0H177V1L174 0V1H176V2L170 0V1L172 2V4L170 3L169 0H168V1H169L170 4H169V3L167 4V0H164V1L161 0L162 3H160V2H161L160 0H156V6H154V5H155V0L152 1L153 3H152L151 1H150L149 3H147L149 0H147V1H146V0H145V1H144V0H142V1H141V0H140V1H139V0H137V1L134 0V1L138 4L137 6H134V5H136V3L133 2V0H132V1H130V0H122V1L120 0V1H119V0H118L119 3L121 2L120 4H119L118 2H116L115 0H102L103 2L105 1V4H108V5H109V6L107 5V7H105L106 5H104V7H103V3H101L102 1L95 0V1H99V3L102 4V5H99V3H98L97 8L95 7L96 2H93L94 0H91V1H90V0H85V1H84V0H83V1L80 0V2H83V3H79V1L77 2V0H73ZM110 1H111V2H110ZM112 1H113V2H112ZM138 1H139V2H138ZM178 1H179V2H178ZM183 1H184V3H183ZM189 1H190V2H189ZM191 1H193V3H194V5H193V3H192V7L188 5V2H189L190 5H191ZM246 1H247L248 3H247ZM249 1H251V0H249ZM42 2H43V3H42ZM53 2H54V3H53ZM85 2H86V3H85ZM123 2L128 3V4H125V5H128V6L123 5V7H126V8L118 7L119 5L122 6ZM140 2H141V3H140ZM163 2H164V3H163ZM186 2H187V3H186ZM195 2H196L197 4H196ZM198 2H199L200 5H198ZM206 2H207V3H206ZM262 2H263V6H262ZM8 3H11V2H10V1L8 2V1H7L6 4H8ZM47 3H49V6H48ZM58 3H59V4H58ZM84 3H85L87 6H85ZM90 3H91V4H90ZM94 3H95V5H93ZM134 3H135V4H134ZM139 3H140L142 6H139V5H140ZM146 3H147L148 6L150 5V6H149V9L147 8L148 6L145 7V6H146V5H145ZM150 3L152 4V6H151ZM177 3H179V4H177ZM246 3H247V4H246ZM260 3H261V5H260ZM44 4H45V5H44ZM50 4H52V7H50ZM56 4H57V5H56ZM74 4H75V6H74ZM79 4H80V5H79ZM83 4H84V5H83ZM131 4H132L133 6H132ZM158 4H159V5H158ZM164 4H165V6H163ZM174 4H175V5H174ZM185 4H186V5H185ZM203 4H204V5L206 4V5H205V6H202ZM235 4H236V5H235ZM249 4H250V6H249ZM55 5H56V6H55ZM76 5H77L78 7H77ZM91 5H92V6H91ZM111 5H112V8H114V7H113L114 5H115L116 7H115L114 9L109 8V7H111ZM161 5H162L163 7H162ZM166 5H167V6L169 5V6L167 7L168 10H166ZM173 5H174V6H173ZM179 5H180V7H178ZM181 5H182V6H181ZM184 5H185V6H184ZM257 5H258V6H257ZM28 6L25 7V10L27 9ZM42 6H43V7L46 6V7L43 8ZM60 6H61V7H60ZM72 6L75 7V8H74V9L71 8ZM79 6H80V7H79ZM82 6H83V7L85 6L84 9H83ZM98 6H99V7H98ZM101 6H102V7H101ZM138 6H139V7H138ZM197 6H198V7H197ZM201 6H202L203 9L201 8ZM214 6L212 5L211 8H214ZM239 6H240V7H239ZM251 6H253V7L251 8ZM254 6H255V7H254ZM256 6H257V8H256ZM49 7L52 9V11H55V14H54V12H51V9H50ZM56 7H58L57 9H59V10H60L61 8H63V7H64V8L61 9L60 11H58V10L56 9ZM129 7H130L131 9H130ZM140 7H141V8H140ZM153 7L156 8V10H154ZM160 7H161V8H160ZM169 7H170V8H169ZM183 7H184V8H183ZM186 7H188V10H187ZM189 7H190V8H189ZM195 7H197V8H195ZM244 7H245V8H244ZM260 7H262V9H261ZM69 8H70V11H69ZM77 8H79V9H77ZM81 8H82V10H81ZM92 8H93V9H92ZM103 8H104V9H103ZM107 8H108L109 11L107 10ZM117 8H119V9H117ZM122 8H123V9H122ZM136 8H137V9H136ZM142 8H144V9H142ZM150 8H151V9H150ZM173 8H175L176 11H174ZM199 8H200V9H199ZM215 8H214V10H215ZM247 8H249V10H247ZM258 8H259V9H258ZM42 9H43V11H44V9H45V12H46V11H48V12L45 13V12L41 11ZM46 9H48V10H46ZM54 9H55V10H54ZM72 9H73V10H72ZM75 9H77V10H75ZM110 9H112V10L110 11ZM116 9H117V10H116ZM126 9H127V11H126ZM139 9H140V12L138 11ZM158 9H159V10H158ZM162 9H163V12H162ZM164 9H165V10H164ZM177 9H178V10H177ZM179 9H180V10H179ZM190 9H191V10H190ZM197 9H198V11H197ZM239 9H240V11L242 12V14H241V12L239 11ZM250 9H251L252 11H251ZM255 9H258L259 12H258V10L256 11ZM260 9L263 10V11L261 12ZM21 10H22V9H21ZM63 10H64V11H63ZM74 10H75V11H74ZM103 10H104L105 12H104ZM119 10H121V11H119ZM124 10H125V12H124ZM130 10H132V13H133V12H135V13L132 14V13L130 12ZM133 10H134V11H133ZM143 10H144V11H143ZM148 10H152V11L154 10V11H153V12L150 11V13H152V14H150V13H148ZM181 10H182V11H181ZM186 10H187L188 12H187ZM189 10H190L191 12H190ZM192 10H193V11H192ZM194 10H195V11H194ZM199 10H201V12H202L201 14H202V15H201V14H199V15L196 14V13L199 12ZM245 10H247V11H245ZM57 11H58V13H57ZM61 11H63V12H62V14L60 15ZM65 11H69V12H71V13L67 12V14H69L70 17L72 16L73 18H72V17H71V19L69 18L70 21H68L69 23H67L68 26L66 25V27L63 29L64 31H62V30H60V28H58L59 25H60V23H59L60 21L58 22V20H60V17H61V16H62V17H61V18H62V19H61V22H62V20H63V21L65 20V17H66V12H65ZM73 11H74V12H73ZM78 11H80V12H78ZM82 11H84V12L86 11V12L83 13ZM89 11H91V12L89 13ZM113 11H114V12H113ZM155 11H156L157 13H155ZM160 11H161L162 13H161ZM203 11H204V12H203ZM248 11H249V12L251 11V12L249 13ZM8 12H9V16H10L12 12H11V11H7L6 14H8ZM10 12H11V13H10ZM23 12H24V11H23ZM42 12H43L44 14H43ZM72 12H73V13H72ZM107 12H109V13L107 14ZM111 12H112V13H111ZM116 12H117V14H116ZM118 12H119V13H118ZM120 12H121V13H120ZM143 12H146V14H145V13H144V14H145L147 17H145V15L142 14ZM165 12H166V13H165ZM194 12H195V13H194ZM244 12L246 13V15H245ZM50 13H53V15H51ZM74 13H75V14H74ZM77 13H78V14H77ZM79 13H80V14H79ZM86 13H87V14H86ZM114 13H115V14H114ZM128 13L132 14V16H133V18H134V19H133L134 22H133V21H132V22L130 21V18H131L132 16H131L130 14L128 15ZM138 13H139V14H138ZM147 13H148V14H147ZM158 13H159V14H158ZM160 13H161V14H160ZM164 13H165V15H166L165 18H164ZM173 13L175 14V17H174V15H173ZM185 13H186V14H185ZM189 13H190V14H189ZM191 13L193 14V16H191V15H192ZM48 14H50L51 16L48 15ZM58 14L60 15V17H59ZM71 14H73V15H71ZM76 14H77L78 16H77ZM81 14H82V15L85 14L84 17H83ZM109 14H112V16H111V15L109 16ZM153 14H154V16L150 17V16L153 15ZM176 14H177V15H176ZM184 14H185V15H184ZM249 14H251V15H249ZM257 14H258V16H257ZM46 15H47V16H50L51 18L47 17ZM54 15H56V16L58 15V16L56 17V16H54ZM64 15H65V16H64ZM80 15H81V16H80ZM136 15H137V18H138V17L140 18L139 15H141L143 18L141 17V19L138 18V20H136V19H135V18H136ZM143 15H144V16H143ZM170 15H171V16H170ZM180 15H183V16H182V17H183V20H182V18H181ZM187 15H190L189 18L187 17ZM194 15H195V16H194ZM197 15H198V17H199V16H200V17L198 18ZM239 15H241V17H244V18H242V19L240 20V19H239V18H240ZM259 15H260V17H259ZM12 16H13V15L10 16V19L12 18ZM38 16H39V17H40V16H41V17L43 16L42 20H41V18H39V19L41 20V21L39 20L40 23H38ZM44 16L46 17V19H45ZM74 16H75V17L77 16V17L75 18ZM79 16H80V17H79ZM126 16H127V17H130V16H131V17L126 19V18H125ZM168 16L170 17V19H169ZM172 16H173V17H172ZM236 16H237V17H236ZM245 16L247 17V19L245 18ZM255 16H256V17H255ZM52 17H53V18L55 17V18L53 19ZM63 17H64V18H63ZM78 17H79V18H78ZM122 17H123V18H122ZM162 17H163V18H162ZM176 17H178L179 21H178V19H177ZM179 17H180V18H179ZM186 17H187V19H190V20H191L192 17H194V18H192L191 21L188 20V22H190V23H188L187 20L184 21V19H186ZM248 17H249V18H248ZM257 17H259L260 20L262 19L263 22H262V20L259 22V18H257ZM262 17H263V18H262ZM25 18H26V17H25ZM30 18H31V19H30ZM32 18H33V19H32ZM34 18H35L36 21H37L36 23H35V19H34ZM58 18H59V19H58ZM77 18H78V19H77ZM167 18H168V20H169L170 22H168ZM173 18H174V19H173ZM175 18H176V19H175ZM26 19H27V18H26ZM29 19H30V20H29ZM44 19H45V23L47 22L46 24L43 22ZM55 19H58L57 22H55V25L58 24V23H59V25H57L56 30H55V28H54V30L51 31V27L49 28V26H51V22H52V24H53L52 27H55V26H54V23H53V22H54L53 20H55ZM73 19H74V20L77 19V20H76V21H73ZM79 19H81V20H79ZM122 19H123V20H122ZM159 19H161L162 21L159 20ZM163 19H166V20L163 21ZM172 19H173V20H172ZM180 19H181L182 21H181ZM193 19H194V20H193ZM236 19H238V22L236 21ZM248 19H249V20H248ZM252 19H253V20H252ZM257 19H258V21H257ZM15 20H16V19H15ZM131 20H132V18H131ZM156 20H157V21H160V23L157 22ZM171 20H172V22H171ZM246 20H247V21H246ZM251 20H252V21H251ZM6 21H7V20H6ZM6 21L4 20V22H6ZM55 21H56V20H55ZM78 21H81V22H78ZM155 21H156V22H155ZM174 21H175V22H174ZM183 21H184V22H183ZM232 21H233V22H232ZM242 21H243V23H244V21H245V22L248 23V24L246 25V23H245V24H244L245 26L243 25V26H244V27H243V26H242V24H243ZM249 21H250L252 24H254V25H252ZM28 22H27V24H28ZM41 22H42V23H41ZM49 22H50V23H49ZM130 22H131L133 25H131ZM136 22H137V23H136ZM145 22H146V25H147V26L150 25V27H151V31H150V27L148 28L147 26H145ZM147 22L150 23V24H147ZM154 22H155V23H154ZM164 22H167V23H164ZM179 22H180V24H179ZM185 22H186L190 27H192V28L189 29V28H190L189 26H188V28H187V27H186L187 25H185ZM257 22H258L259 24H257ZM37 23H38V24H37ZM72 23H73V24H72ZM77 23H78V25H76ZM128 23H129V24H128ZM134 23L136 24V26H135ZM157 23H158V24H157ZM173 23H174V24H173ZM191 23H193L194 26H192L193 24H191ZM231 23H232V25H231ZM238 23H239V24H238ZM36 24H37V25H36ZM39 24H40V25H39ZM43 24H44V25H43ZM49 24H50V25H49ZM152 24H153L154 26H153ZM156 24H157L158 26H161V25H162L161 27H163V28H160V27H159V28H160V30H159ZM167 24H168V25H171V27H169ZM177 24H178V25H177ZM240 24H241V26H240ZM255 24H257V27H256ZM45 25H46L47 29L44 28ZM72 25H73V28H68L69 26L72 27ZM127 25H129V26H128L129 28L127 27ZM166 25L168 26V28H167ZM173 25H174L175 27H174ZM179 25H180L181 27H180ZM248 25H249V26H248ZM260 25H262V26H261V27L259 28V30H258V27H259ZM131 26H132V27H131ZM133 26H135V28H134ZM144 26H145V27H144ZM182 26L184 27V29H183ZM232 26H233V30L230 29V28H232ZM251 26H252V27H251ZM39 27H40L43 31L40 30ZM75 27H76V28H75ZM130 27H131V28H130ZM137 27H139V28L141 27L142 29L140 30V29L137 28ZM146 27H147V28H146ZM154 27H155V28H154ZM165 27H166L167 29H166ZM193 27H194V28H193ZM235 27H237V30H236ZM238 27L241 28V29H243V30L240 29V31H239V28H238ZM57 28H58L59 31L57 30ZM61 28H62V27H61ZM66 28H67V30L70 29V31L68 30V31L65 32V29H66ZM74 28H75V29H74ZM132 28H134V29H132ZM136 28H137V29H136ZM143 28H144V30L146 29V30H145V34H146V32H150V33H148V34H149L150 36H152L153 38L155 37V36H154V33H155V29H156V33L159 35V37H160L159 39H160L161 42L159 41V39H158V35H157V36H156L157 38L155 37L156 40L154 39V40L157 42V45L154 43V40H153V43H154L156 46L153 47L152 42L150 41V44H149V46H150V47H149V50H148V48H145V47L148 45V44H147V43H148V42H147V41H148L147 39H148V37H150V36H149L148 34H146V35H142V36L140 35V34H142L141 32H143V34H144ZM246 28H247V29H246ZM254 28H255V29H254ZM261 28H262V29H261ZM130 29H132V30H135V29H136V30H135L136 32H133V31L130 32ZM152 29H153L154 32H152ZM186 29H187V30H186ZM192 29H194V30L196 29V30H197V33H196V30H195V32H193V34L195 33V36H197V39L194 38L195 36H194L193 34L191 35L192 31H194V30H192ZM199 29H200V30H199ZM206 29L209 30L208 35L206 34V32H207ZM45 30H48L49 34H48L47 31H45ZM138 30H139V33H138ZM157 30H158V31H157ZM163 30H165L166 32L163 31ZM174 30H175V31H174ZM185 30H186V31H185ZM189 30H190V31H189ZM198 30H199V32H198ZM247 30H248V31H247ZM261 30H262V31H261ZM36 31H38V32H36ZM57 31H58V32H61V31H62V32H61V34H60V33L58 34ZM161 31H162L163 34L161 33ZM167 31H168V32H167ZM176 31H177V32H176ZM184 31H185V32H184ZM200 31H201V32H200ZM203 31H206V32H204V33L206 34V37H207V39H208L207 41H205V43H204V42L202 43V39H201L202 37L205 38V36L203 35V34H204ZM245 31L248 32V33L246 34ZM254 31H255V33L259 32L258 35H257V34H253ZM256 31H257V32H256ZM33 32H34V33L36 32L35 35L33 34ZM42 32L44 33V35H41V34H43ZM51 32H53V33H51ZM63 32L66 34L65 40L63 39V37H64V35H65ZM172 32H173V33H172ZM190 32H191V33H190ZM210 32H211V33H210ZM240 32H241V33H240ZM243 32H244V33H243ZM250 32H251V34H250ZM37 33H38V35H40V36H42V37L40 38V36H39V38H36V37H38ZM45 33H46V34H45ZM137 33H138V34H137ZM156 33H155V35H156ZM182 33H183V36L181 35ZM188 33H190V35H191L192 37H193V36H194V37L192 38ZM202 33H203V34H202ZM47 34H48V37H49L48 39H47V36H46ZM54 34H55V35H54ZM57 34H58V35H57ZM62 34H63V35H62ZM67 34H68V35H67ZM132 34H133V35L135 34V36H133ZM167 34H168V35H167ZM179 34H180L181 37L179 36ZM198 34H199V35L202 34V36H201V35L199 36ZM231 34H232V35H235V37H236V38H235V41L237 40V41H236L237 43H238V41L241 40V38H242V40H243V38H246V39L244 40L245 42H242V40H241V42H242V43H241L242 46H241V45H238V46L241 48V49H239V47H238V52H239V53H238V56H239V55L242 56L241 54H242V53H246V52L250 54V52L252 51V52H251L252 57H251V54H250V56H249V57H251L252 59L249 58V57H247V59L245 60V58H241V57L238 58V56H237V60H238V62H236L235 64H236L237 66H239V65L241 66V67L239 66V69L241 68L240 70L237 68L238 71H240V73L238 72V74H234V73L232 72V75L230 74V71H229V70H230V68H229V64H228V58H229V55H228V57L226 56L227 54H229V51H230V49H231V46H233V45H231V44H232V43L234 44V42H235L234 40H232L233 37H232ZM237 34H239V35H237ZM242 34H243V36H242ZM248 34H249V36H248ZM262 34H263V35H262ZM28 35H29V36H28ZM33 35H34V36H33ZM36 35H37V36H36ZM61 35H62L63 37H62ZM131 35H132V39H134V41L131 40ZM138 35H139V36H138ZM186 35H187V36H186ZM236 35H237V36H236ZM246 35H247V36H246ZM252 35H253V39L256 38V39H255L256 41H255V40L253 41V39H252ZM254 35H255L256 37H255ZM32 36H33V37H32ZM35 36H36V37H35ZM43 36H44V37H43ZM45 36H46V37H45ZM58 36H60V38H59L60 40H62V41L64 40L62 43L59 42L60 40H58ZM162 36H163V40H164V41L161 39ZM166 36H167V38H166ZM198 36H199V37H198ZM210 36H211V37H210ZM230 36H231V38H230ZM262 36H263V37H262ZM31 37H32V38H31ZM127 37H128V36H127ZM133 37H134V38H133ZM139 37H140V40H139ZM141 37H144V38H145V39L142 38V40H143V42H144L145 44H147V45H144V43H142ZM178 37H179V39H180V40L178 39L179 41H183L182 43L179 42L178 40H176ZM183 37H187V38L185 39V38H183ZM200 37H201V38H200ZM247 37H248V39H247ZM249 37H250V38H249ZM30 38H31V39H30ZM56 38H57V39H56ZM66 38H67V39H66ZM135 38H138L139 43H138V40L135 39ZM165 38H166L167 40H166ZM199 38H200V39H199ZM211 38L213 39L212 41H211ZM227 38H229V41H230V42H229L228 40H226ZM46 39H47V40H46ZM157 39H158V41H157ZM190 39H191V40L193 39V40L191 41ZM194 39H195V40H194ZM230 39H231V40H230ZM261 39H262V40H261ZM35 40L37 41V43H36ZM39 40L41 41V44H42L43 46H42L41 44L38 45V43H40ZM129 40L131 41L130 44H132V42H133V43L135 42L134 44H132L133 46L130 45L131 47H129V43H128ZM145 40H146V41H145ZM175 40H176V41H175ZM184 40H185V41H184ZM200 40H201V41H200ZM209 40H210V42H209ZM257 40H258V41H257ZM47 41H48V42H47ZM173 41H174L175 43H176V42H177V43L175 44ZM193 41H194L195 43H194ZM226 41H227V42H226ZM233 41H234V42H233ZM252 41H253V42H252ZM261 41H262V42H261ZM140 42H141V44H140ZM158 42H159V43H158ZM166 42H167V44H166ZM169 42H170V43H169ZM171 42H172V43H171ZM178 42H179V43H178ZM197 42H198V43H197ZM199 42H201V44H202L201 46H200V43H199ZM206 42H207V43L209 42V43L207 44ZM222 42H223L224 44H222ZM231 42H232V43H231ZM246 42H248V43H246ZM251 42L254 43V44L256 45V46H255L254 44H251L253 50L251 49V46H250V43H251ZM60 43H61V44H60ZM125 43H128V44H125ZM187 43H188V44H187ZM196 43H197L198 45H196ZM226 43H228V44L230 43V44L227 45ZM243 43H245V44H243ZM256 43H259V44H256ZM59 44H60V45H59ZM124 44H125V45H124ZM136 44H140V45H137V46H136ZM173 44H175L176 47H174L175 45H173ZM177 44H178V45H177ZM190 44H192V45H190ZM205 44H207V45H205ZM225 44H226L228 47H226ZM238 44H240V42H239ZM247 44H249V45H247ZM141 45H142V46H141ZM143 45H144V47H143ZM179 45H181V46H179ZM183 45H184V46H183ZM204 45H205V46H204ZM209 45H211V47H210ZM222 45H223V46H222ZM224 45H225V46H224ZM15 46H17V45H15ZM15 46L12 47L13 50L16 49V48H18V47L15 48ZM41 46H42V47H41ZM54 46H55V42H54ZM61 46H60V47H61ZM134 46H136V47H134ZM151 46H152L153 48H152ZM191 46L194 47V48L197 47V48H199V49H201V50H198L197 48H195V50H194ZM198 46H199V47H198ZM206 46H207V48H205ZM243 46H244V47H243ZM249 46H250V47H249ZM8 47H10V46H8ZM47 47L50 48V45L47 46ZM128 47H129L130 51H129ZM132 47H133V48H132ZM140 47H141V48H140ZM155 47H158V48H156V49L158 50V52L155 50ZM160 47H161V48H160ZM162 47H163L164 49H163ZM167 47H168V49H167ZM177 47H178V49H176ZM224 47H226V48H224ZM242 47H243L244 50L242 49ZM246 47H247V48H246ZM256 47H257V48H256ZM260 47H262V48L260 49ZM124 48H125L126 50H124ZM150 48H151L153 51H152ZM159 48H160V49H159ZM170 48H171V49H172V48H175V49H173V51H172V50H170ZM189 48H190V49H189ZM208 48H209V49H208ZM221 48H224V49H223V53H222V49H221ZM227 48H228L229 50H227ZM248 48H249V49H248ZM255 48H256L257 50L254 51ZM12 49H10V50H12ZM131 49H133V51H132ZM146 49H147V50H146ZM162 49H163V50H162ZM188 49H189V50H188ZM202 49H203V50H202ZM206 49H207L208 52L206 51ZM127 50H128V51H127ZM136 50H137V52H136ZM143 50H144L145 52H144ZM181 50H182V51H181ZM219 50H220V52H219ZM226 50L228 51V53H227ZM242 50H243V52L241 53L240 51H242ZM246 50H247V51H246ZM250 50H251V51H250ZM124 51H125V53H124ZM139 51H140V52H139ZM142 51H143V52H142ZM146 51H148V54H147ZM149 51H150V52H149ZM171 51H172V52H171ZM174 51H175V52H174ZM178 51H179V52H178ZM184 51H185L186 55H185V53H183ZM196 51H197V53H199V54H197ZM199 51H200V52H199ZM203 51H205V52L208 53V54H209V52L211 51L212 54L210 53L209 56H210V59L212 58V59H211L212 61H210V59L208 58V54H206V53L203 52ZM212 51H213V52H212ZM253 51L255 52V54H253V53H254ZM256 51H257V52H256ZM262 51H263V52H262ZM44 52H45V53H44ZM152 52H153V53L155 52L154 55L152 54ZM156 52H157V53H156ZM159 52H160V53H159ZM163 52H164V53H163ZM170 52L173 54V60L170 59V61H171L172 63H170L169 59H167L168 57H169V58H170V57L172 58V55H170V54H171ZM173 52H174V53H173ZM190 52H191V53H190ZM193 52H194V53H193ZM260 52L262 53V55L260 54ZM41 53H42V54L44 53L43 56H42ZM135 53H136V56H135ZM144 53H145V54H144ZM161 53H162L163 55H162ZM167 53H168V54H167ZM178 53H179V55H178ZM192 53L195 54V55H193ZM202 53H203V54H202ZM214 53H215V54H214ZM218 53L220 54L219 56H217ZM221 53H222V54H221ZM247 53H246V54H247ZM257 53H258V54H257ZM131 54H132V56H133L134 58L137 57V59H136V58L134 59V58L131 56ZM141 54H142V55H141ZM166 54H167V55H166ZM180 54H181L182 56H181ZM204 54H206V55H204ZM213 54H214L215 57L217 56V58H218V59L215 58L216 61H215V63H214V71H215V73H216V71H217V76H219V74H220V76H219L218 78L214 77V76H216V74H215L214 71H213V74H211L212 76H210V77H212V78L207 77V80H208L209 78H210L209 80L212 79L211 84H215V83H216V86H215V85H212V87H213L212 90H211V88H210L209 90H211V91H207V94H205V98H206V99L204 98L205 100L202 102L204 106H203L202 103H201L200 106H201V107L203 106V107H202V108L199 107V108H200V111H201L202 113L199 111L198 116H197V114L194 115V114H191V113H190V110H191L190 108H192V106H193V104H194V97H193V96H194V90H195L196 86L199 84L198 82H201V81H202V80H200V79H202V76H203V77H204V75L206 76V74H207L206 72H208V68H209V67H207L208 64H206V62H207V61H208V62H211V63L213 62V58H214V57H212ZM223 54H224V55H223ZM249 54H247V56H248ZM44 55H45V57H44ZM139 55H140V56H139ZM143 55H145L144 60H143ZM159 55H161V56L159 57ZM168 55H169V56H168ZM175 55H177V56H175ZM198 55H200V57H199ZM253 55H254L255 57H254ZM256 55H258V56H257L258 58L256 57ZM38 56H39V57H38ZM41 56L44 57V58H42ZM147 56H149V58H148ZM151 56H152V57H151ZM154 56H155V57H154ZM157 56H158V57H157ZM178 56H179V59H178ZM186 56H187V58H186ZM196 56H197L198 58H197ZM204 56H205V57H204ZM206 56H207V57H206ZM220 56H222V57L225 56V58H224V57L221 58ZM131 57H132V58H131ZM162 57H163V58H162ZM166 57H167V58H166ZM176 57H177V58H176ZM180 57H181V58H180ZM183 57L185 58V60L183 59ZM190 57H191V58H190ZM195 57H196V59H195ZM219 57H220V58H219ZM253 57L255 58V60H254ZM260 57H261V58H260ZM147 58H148V59H147ZM153 58H154V59H153ZM156 58H157V59H156ZM160 58H161V59H160ZM206 58H207L208 60H206ZM256 58H257V59H256ZM141 59H142V60H141ZM145 59L149 61V62L147 61L148 64H147V62H146ZM166 59H167L169 62H168ZM180 59H181V60H180ZM186 59H187V60H186ZM188 59H189V60H188ZM194 59H195V60H194ZM197 59L199 60V62H198ZM204 59L206 60V62H205ZM221 59H222V60H221ZM224 59H225L226 62L224 61ZM248 59H251L252 62H250V60H248ZM135 60H136V61H135ZM139 60H141V61H139ZM156 60H157L158 62H157ZM164 60H165V61H164ZM174 60L177 61V64H174L173 66L178 67V68H175V67L171 66V65L175 62ZM178 60H179V61H178ZM182 60L184 61V63H185V65L187 66V68L189 67V71H188L187 75L189 74V72H190L189 75H192V74H193V75H192V78H191L192 81H191V79H189V75L187 76V75H186V72H183L182 69L180 70L181 73H177V72H179V69H180L178 63H180ZM200 60H201V61H200ZM217 60H218V61H217ZM242 60H243V61H242ZM256 60H257V61L259 60L260 63H259V61L257 62ZM142 61H144V66H143V67L141 66V62H142ZM163 61H164V62H163ZM183 61H182L181 63H183ZM188 61H189V64H188ZM192 61H194V62H192ZM196 61H197L198 63H197ZM220 61H221V62H220ZM222 61H223V62H222ZM248 61H249V62H248ZM153 62L155 63L154 65H153ZM160 62H162V63L164 64V66H163L164 68H163L162 70L158 71V70L160 69V66H159L158 63H160ZM190 62H191L192 64H191ZM208 62H207V63H208ZM218 62H220V63H218ZM239 62H240V64H239ZM246 62H247V63H246ZM262 62H263V64H262ZM134 63H135V64H134ZM145 63H146V64H145ZM151 63H152V65H151ZM168 63H169V64H168ZM194 63H195L196 65H195ZM204 63H205V64H204ZM223 63H224V64H223ZM250 63H253V65L250 64ZM254 63H255V64H254ZM257 63H258V64H257ZM19 64H20V63H19ZM156 64H157V65H156ZM187 64H188V65H187ZM215 64H216L217 66H216ZM219 64H220L221 66H219ZM225 64H226V65H225ZM227 64H228V65H227ZM238 64H239V65H238ZM247 64H248V65H247ZM256 64H257V65H256ZM259 64L262 65V66H260ZM12 65H13V66H12ZM35 65H36V66H35ZM132 65H133V66H132ZM134 65H136V66H134ZM142 65H143V64H142ZM180 65H181V64H180ZM192 65H193V66H192ZM197 65H198V68H197ZM200 65H201V66H200ZM205 65H206V66H205ZM224 65H225V66H224ZM246 65H247V66H246ZM34 66H35V67H34ZM146 66H147L148 68L151 67V68H150L151 71H150V69H148ZM149 66H150V67H149ZM154 66H155V67H154ZM166 66H168V67H166ZM169 66H171V67H169ZM215 66H216V67H215ZM233 66H234V65H233ZM251 66H252V68H251V71H250V67H251ZM254 66H256V67H254ZM33 67H34L35 70H33ZM36 67H37V68H36ZM137 67H138V68H137ZM165 67H166V70H167V71L165 70ZM204 67H205V68H204ZM206 67H207V68H206ZM217 67H218V68H217ZM222 67H223V68L225 67V68H224V70L222 69V70L220 71V68H222ZM244 67H247V68H244ZM8 68H9V69H8ZM27 68H30V69H27ZM130 68H132L131 71H130ZM135 68H136V70H134ZM146 68H147V69H146ZM156 68H157L158 70H155ZM167 68H168V69H167ZM169 68H170V69H169ZM171 68H173V69H172L173 71L171 70ZM191 68H192V69H191ZM200 68H201V69H200ZM234 68L236 69V67H234ZM234 68H233V69H234ZM256 68H257V69H256ZM31 69H32V70H31ZM37 69H38V70H37ZM127 69H128V70H127ZM174 69H176V72H175ZM190 69H191V70H190ZM196 69H197V70H196ZM203 69H205V70H204L205 72L203 71ZM215 69H216V70H215ZM218 69H219V70H218ZM247 69H248L249 71H247ZM7 70H8L9 72H8ZM10 70H11V72H10ZM28 70L31 72V74H30V72H29ZM146 70H148V71H146ZM169 70H171V71H169ZM177 70H178V71H177ZM198 70H199V73H198ZM227 70H228L229 72H228ZM241 70L245 73V75H243L244 73L241 72ZM244 70H246V71H244ZM253 70H254V71H253ZM256 70H258V72H257ZM259 70H261V71H259ZM32 71H34V72H32ZM124 71H125V72H124ZM145 71L148 72V73H146ZM161 71H164V72L166 71V72H168V74L166 73V74L163 75V73H162ZM192 71H193V73H191ZM218 71H219V73H218ZM222 71H223V72H222ZM255 71H256V72H255ZM123 72H124V73H123ZM133 72H134V74L136 73L135 76H137V74H138V76L135 77V76L133 75ZM151 72H152L153 77H152V76H151V77L149 76V75H151V74H150ZM155 72H156L157 74H156ZM172 72H173L174 75L172 74ZM182 72H183V73H182ZM195 72H196V73H195ZM210 72H212V71H210ZM251 72H252V73H251ZM254 72H255V73H254ZM259 72H261L262 74L259 75ZM130 73H131V74H130ZM139 73H140V74H139ZM153 73H154V74H153ZM175 73H176V74H175ZM202 73H203V74H202ZM204 73H205V74H204ZM221 73H222V74H221ZM223 73H224V74H223ZM228 73H229V74H228ZM246 73H247L248 76L246 75ZM123 74H124V75H123ZM143 74L145 75V78L142 76ZM158 74H160V75H162V76H161V77H158V76H160V75H158ZM177 74H179V75L182 74V76H180L181 78H183L182 81H181L179 75H177ZM196 74L199 75L200 78H199L198 76H196ZM208 74H209V72H208ZM208 74H207V75H208ZM214 74H215V75H214ZM227 74H228V75H227ZM239 74H240V75H239ZM249 74H250V75H249ZM253 74H257V77L259 76V78H260L261 80H260L259 78H255V75H253ZM130 75H131V76L133 75V76L131 77ZM140 75H141V76H140ZM155 75H156V76H155ZM157 75H158V76H157ZM168 75H169V76H168ZM175 75H176V76H175ZM183 75H184V76L186 75L187 77H184ZM238 75H239V76H238ZM252 75H253V76H252ZM261 75H262V76H261ZM165 76H167L166 81H165V79H163ZM194 76H195V78H193ZM227 76H229V78L232 76V77H231L232 79H231V78L229 79ZM233 76H234V77H233ZM236 76H237V77H236ZM242 76H243V78H242ZM10 77H12V78H10ZM139 77H140V78H139ZM147 77H148V78H147ZM156 77H157V78H156ZM178 77H179V78H178ZM190 77H191V76H190ZM197 77H198V78H197ZM213 77H214V78H213ZM240 77H241V78H240ZM247 77H248V78L251 77V78L249 79L250 81L248 80ZM261 77H262V78H261ZM24 78H26V80H25ZM27 78H28V79H27ZM136 78H137V80H135ZM138 78H139V79H138ZM141 78H142V79H141ZM143 78H144V79H143ZM161 78H162V79H161ZM171 78H174V81L176 80L175 78H177V80L175 81L176 83L178 82V83L176 84L177 86H176L175 84H173V85L171 84V83H174L173 79H171ZM219 78H220V79H219ZM225 78H226V79H225ZM234 78H235V79H234ZM252 78H254V79H252ZM146 79H147V80H146ZM155 79L158 81V83H156L157 81H156ZM159 79H160V80H159ZM169 79H170V80H169ZM178 79H180L181 82H180ZM184 79H185V80L187 79V80H186V84H187V81H188L189 84H187V85H188L189 87L191 86V87H190L191 89H190L186 84H185L186 87L184 86V82H185ZM194 79H195L196 81H195ZM197 79H198L199 81H198ZM216 79H218V80H216ZM224 79H225L226 81H225ZM227 79H228V80H227ZM241 79H242V80H241ZM255 79H256L258 82H257ZM163 80L165 81V83L163 82L164 84L162 83ZM189 80H190L191 82H190ZM215 80H216V81H215ZM229 80H230V81H229ZM234 80H235V81H234ZM237 80H238V81H237ZM239 80H241V81H239ZM246 80H247V81H246ZM252 80H255V81H252ZM33 81H34V80H33ZM129 81H128V82H129ZM136 81H137V82H136ZM183 81H184V82H183ZM193 81H194V83H193ZM218 81H219V82H218ZM224 81L227 82V83H225ZM228 81H229V82H228ZM260 81H261V82H260ZM8 82H11V83H8ZM19 82H20V83H19ZM138 82H139V83H138ZM159 82H160V83H159ZM166 82H167V83H166ZM182 82H183V83H182ZM195 82H196V85L194 86L193 84H195ZM212 82H213V83H212ZM214 82H215V83H214ZM230 82H231L232 84H231ZM237 82H238V83H237ZM243 82H245V83L247 84V85H245V87L248 86V87H247L248 89H246V88H244V86H242V85H244ZM254 82H255V83H254ZM259 82H260V86H261V87L259 86V84H257V83H259ZM3 83H4V85H3ZM5 83H6V84H5ZM16 83H17V84H16ZM26 83L28 84V85H27L28 87L26 86ZM191 83H192V84H191ZM217 83H218V84H217ZM222 83H223V84H222ZM224 83H225V84H224ZM242 83H243V84H242ZM9 84H10V85H9ZM20 84H21L22 87L20 86ZM161 84H163V86H161ZM165 84H166V85H165ZM181 84H183V85H182L183 87L181 86ZM190 84H191V85H190ZM234 84H235V85H234ZM237 84H238V85H237ZM241 84H242V85H241ZM224 85H225V86H224ZM230 85H232V86H230ZM233 85H234V86H233ZM236 85H237V89H236ZM240 85H241V92H242V93L239 91L240 89H238V88H240V87H239ZM249 85L251 86V88L249 87ZM23 86H24V89H23ZM42 86H44V85L42 84ZM42 86H40V88H42V90H41L40 88H37V90H36V92H37V91L40 89V93H39V92H38V93H39L40 95H41V94L43 95V96H40L38 93H36L37 95H39L37 103H38V106L40 107L39 110H40L41 112H42V110H44L45 108H46L45 110L47 111V110H49V108L51 107V105L49 104L48 100L46 101V89L43 90L45 87H42ZM131 86H130V87H131ZM155 86H156V87H155ZM159 86H161V87H159ZM17 87H18V88H17ZM179 87H180V88H179ZM181 87H182V89H181ZM187 87H188V88H187ZM216 87H217V88H216ZM223 87H224V88H223ZM227 87H228V88H227ZM230 87H231V89H230ZM232 87H235V88H232ZM258 87H259L260 89H259ZM263 87H264V86H263ZM15 88H16V89H15ZM151 88H152V89H151ZM156 88H157V89H156ZM173 88H174V89H173ZM177 88H178L179 90H178ZM183 88H184V89H183ZM215 88H216V92L214 93V91H215L214 89H215ZM255 88H256V89H255ZM14 89H15V91H14ZM18 89H19V91L21 90L20 93L18 92ZM22 89H23V90H22ZM29 89L31 90L30 92H28ZM153 89H155V90H153ZM160 89L163 90V91H161ZM185 89H186L189 93H187V91H184ZM189 89H190V91H189ZM218 89H219V90H218ZM225 89H226V90H225ZM228 89H229V90H228ZM233 89H235V90H233ZM242 89H243V90H242ZM24 90H25V92L28 90V91H27L28 94H27V93H24ZM180 90H181V91H180ZM213 90H214V91H213ZM217 90H218V91H217ZM227 90H228V92L230 91V93H228ZM232 90H233V91H232ZM248 90H250V92H249ZM252 90H253V91H252ZM255 90H256V91H255ZM175 91H176V92H175ZM177 91H178L179 94L177 93ZM183 91H184L185 93H184ZM219 91H220V92H219ZM236 91H237V94H236ZM243 91H244V92H243ZM247 91H248V96H249V98H251L250 100H249V98H247V97H248V96H247ZM251 91H252V92H251ZM258 91H259V92H258ZM21 92H22V95H21ZM43 92H44V94H43ZM54 92L56 93L55 95H56L57 97L55 96V97L53 98V99L55 100V103H56V105L54 104V105H55V108H54V105L52 106V109L50 108V110H53V109H54V110H53V113H54V114L51 112V115H52V116H51V120H53L51 123L55 122V123H53L52 125H53V126H57V125L60 124V120H58V119H60V118H57V117H60V115H58V114H60L61 110L63 109V106H62V105H64V101H63L64 99H60V98L62 97V96H59V95L61 94V93H60V92H61V88H60V87H58L57 89H55ZM181 92H183V93H181ZM210 92H211V93H210ZM212 92H213V94H212ZM217 92H219V93H217ZM232 92H233L234 95L232 94ZM234 92H235V93H234ZM239 92L241 93V95H239V94H240ZM256 92H257V93H256ZM153 93H155V94H153ZM176 93H177V95H178V98H177ZM191 93H192L193 95H192ZM209 93H210V94H209ZM224 93H225L226 95H225ZM251 93H253V94H251ZM23 94H25V95H23ZM58 94H59V95H58ZM156 94H157V95H156ZM180 94L182 95V97H180L181 100H179V99H180V98H179V95H180ZM185 94H186V95L188 94L187 96H189V97H190L189 94H191V97L189 98V101H190L191 103L188 101V98H184V97H187ZM243 94H244V95H243ZM245 94H246V95H245ZM249 94H251V96H250ZM260 94H261V95H260ZM152 95H153L154 97H153ZM181 95H180V96H181ZM183 95H184V96H183ZM210 95H211L212 97H210ZM216 95H217V96H216ZM218 95H219V96H218ZM221 95H222V96H221ZM254 95H256V96L258 95V96L256 97V96H254ZM259 95H260V96H259ZM105 96H108V95H105ZM175 96H176V97H175ZM208 96H209V97H208ZM220 96H221V97H220ZM231 96H232V97H231ZM234 96H235V98H234ZM238 96H242V97L240 98V97H238ZM245 96H246V99L244 100ZM14 97H15V98H14ZM42 97H43V99H42ZM59 97H60V98H59ZM192 97H193V100H192ZM225 97H228V98L226 99ZM229 97H230V98H229ZM237 97H238V99H237ZM243 97H244V98H243ZM258 97H259V98H258ZM40 98H41L42 100H41ZM62 98H63V97H62ZM209 98H210V99H209ZM215 98H217V99L219 98L218 101H217ZM221 98H222V99H221ZM257 98H258V99H257ZM12 99H13V100H12ZM44 99H45V100H44ZM58 99H59L60 101H59ZM186 99H187V100H186ZM207 99H208V100H207ZM213 99H215L216 104H220V107H218L219 105H216V107H215V106H214L215 104H214V105H210V104H212V103H215V101H214ZM220 99H221V100H220ZM228 99H229V100H228ZM235 99H236V100H235ZM241 99H242V101H241ZM255 99H256V100H255ZM9 100H10V101H9ZM25 100H26V99H25ZM183 100H184V101L186 100V101L184 102ZM191 100H192V101H191ZM219 100H220V101H219ZM223 100H224V101H223ZM230 100H231V101H230ZM238 100H240V101H238ZM243 100H244V102L247 101L246 103H248V106L246 105V103L244 104ZM251 100H252V101H251ZM254 100H255V102H254V104H252V102H253ZM258 100H259V101H258ZM15 101H13V102H15ZM33 101H34V100H33ZM41 101H42V102H41ZM209 101H211V102L209 103ZM221 101H222V102H221ZM232 101H233V102H232ZM236 101H237V103H235ZM248 101H250V102H248ZM30 102H31V100H30ZM45 102H46V103H45ZM178 102H179V103H178ZM205 102H206V103H205ZM220 102H221V103H220ZM223 102H224V103H223ZM225 102H226L227 104H226ZM229 102H230V103H229ZM240 102H242V103L240 104ZM60 103H62V105H60ZM189 103L191 104V107H190V104H189ZM192 103H193V104H192ZM208 103H209L210 107H209V105H207ZM257 103H258V104H257ZM261 103H262V104H261ZM46 104H47L48 106H47ZM58 104H59V105H58ZM221 104H222V106H221ZM229 104H230V105H229ZM242 104H243V105H242ZM251 104H252L253 106H252ZM259 104L262 105V106H260ZM45 105H46V106H45ZM49 105H50V107H49ZM205 105H206V106H205ZM235 105H236V106L238 105V107L236 108ZM240 105H242V107H239ZM255 105H256V106H255ZM38 106H35L34 108H33V106H32L33 111H35V112H33V114H35V113H36V114H37V113L39 114V112H37V109L39 108ZM59 106H60V110H59ZM207 106H208L209 108H208ZM257 106L259 107V108H258L259 110L257 109ZM36 107H37V108H36ZM61 107H62V108H61ZM184 107H185V106H184ZM188 107H189V108H188ZM205 107H206V109L204 110ZM212 107H213V109H212ZM226 107H227V109H226ZM232 107H233V108H232ZM234 107H235V108H234ZM243 107H244V108H243ZM245 107H246V109H247V112L245 111V110H246ZM253 107H254V108H253ZM260 107H262L261 110H260ZM35 108H36V109H35ZM57 108H58V109H57ZM220 108H221V109H220ZM228 108H229V109H228ZM239 108H240V110H242V112H243V111H245V112L242 113V112L239 110ZM32 109H30V110L32 111ZM34 109H35V110H34ZM41 109H42V110H41ZM183 109H184V110H183ZM185 109H186V110H185ZM187 109H188V110H187ZM207 109H208V110H207ZM209 109H212V110L210 111ZM216 109H218V110H216ZM224 109H225V111H224ZM230 109H231V110H230ZM233 109H234V111H233ZM253 109H254V110L256 109V110H255L256 112H255ZM30 110H29V112H31ZM39 110H38V111H39ZM50 110H49V112H50ZM181 110H182L183 114H182ZM213 110H214V112H213L214 114L209 113V112H212ZM220 110H221V111H220ZM229 110H230L231 115H230V114L228 115V114H227L228 112H226V111H229ZM8 111H9V110L5 111V115H4V122H5L4 124H6L5 126H7V124H8V122H9L10 119H11L12 121H14L13 119L16 120V117H17V114L14 113V114H15V115H14L13 112H12V115H13V116H12L11 114H6V112L8 113ZM54 111H56L57 114H55ZM184 111H185V112H184ZM186 111H187V113H186ZM205 111H206L207 113H206ZM218 111H219V112H218ZM223 111H224L226 114H225ZM238 111H240V112H238ZM252 111H254V113H253ZM257 111H258L259 113H258ZM260 111H261L263 114H261ZM203 112H205V113H203ZM236 112H238V113L235 115ZM248 112H250V113H248ZM10 113H11V112H10ZM185 113H186V115H185ZM188 113H189V114H188ZM200 113H201V115H200ZM215 113H216V114H215ZM239 113H241V115H240ZM247 113H248V114H247ZM255 113H256V114H255ZM257 113H258L259 115H257ZM30 114H32V112H31ZM33 114H32V115H33ZM38 114H37V115H38ZM187 114H188L189 116H190V114H191V116L189 117ZM205 114H206V115H205ZM209 114H211V116H210ZM217 114H218V115H217ZM219 114H220V115H219ZM233 114H234V115H233ZM244 114H245V116H243ZM246 114H247V115H246ZM252 114H253V115H252ZM260 114H261V116H260ZM8 115H10L11 117H9ZM193 115H194V116H193ZM202 115H203L204 117H202ZM207 115L210 116V117H208ZM212 115H213L214 117H213ZM216 115H217V118L215 117ZM237 115H238L239 118L241 117L242 119H244V125H245L246 127L248 126L247 128L244 127V126H237V125H235V124H234V126H229L230 128H229L228 126H222V125H220L221 122L224 121V119H225L227 116H228V117H227L226 119L229 120V118H230V119H232V120L234 119V121H236V119L238 118ZM239 115H240V116H239ZM250 115H251V116H250ZM254 115H255V117H254ZM6 116H8V118H7ZM53 116H54V117L57 116V117L53 118ZM184 116H185V117H184ZM200 116H201V118H200ZM206 116H207L208 119H209L207 122L205 121V118H207ZM222 116H224V118H223ZM232 116H233V118H232ZM246 116H248V117H246ZM257 116H259V117H257ZM14 117H15V118H14ZM195 117H194V118H195ZM218 117H219V119H218ZM243 117H244V118H243ZM251 117H252V118H251ZM253 117H254V120H255V121H252V120H253ZM256 117H257V118H256ZM202 118H203V119H202ZM210 118H211L213 121H212ZM245 118H246V119H245ZM247 118H248V119H247ZM54 119H55V120H54ZM197 119H198V118H197ZM222 119H223V120H222ZM249 119H250V120H249ZM5 120H6L7 122H6ZM11 120H10V121H11ZM185 120H186V119H185ZM201 120H202V121H201ZM214 120H215V121H214ZM216 120H217V121H216ZM220 120H221V121H220ZM247 120H248V121H247ZM204 121H205V122H204ZM218 121H219V122H218ZM203 122H204V123H203ZM211 122H212V123H211ZM247 122H249V123H247ZM255 122H257L258 124L255 123ZM26 123H27V122H26ZM26 123H25V124H26ZM56 123H57V124H56ZM213 123H214V124H213ZM217 123H218V125H220L221 127H223V129H222L220 126L218 127ZM246 123H247V124H246ZM251 123L254 124V125H252ZM4 124L2 123V126H4ZM54 124H55V125H54ZM207 124H208V125H207ZM210 124L213 125V126H211L212 128L210 127ZM250 124H251V125H250ZM255 124H257V125H255ZM26 125L28 126V123H27ZM26 125H24V126H26ZM205 125H207V126H205ZM216 125H217V126H216ZM235 126H236V127H235ZM257 126H258V127H257ZM209 127H210V128H209ZM237 127H238V129H237ZM218 128H220L221 130L218 129ZM224 128H225V129H224ZM228 128H229V129H228ZM231 128H232V129H231ZM245 128L248 129V130H246ZM251 128H252V129H251ZM254 128H255V129H254ZM256 128H257V129H256ZM258 128H259V129H258ZM205 129H206V130H205ZM212 129H215V130H213L214 132H215L216 130H218V131H216V132L214 133V132L212 131ZM227 129H228V131H227ZM244 129H245V131H244ZM260 129H261V130L263 129V130H262L263 132H262ZM199 130H198V131H199ZM204 130H205V132H204ZM207 130H208V131H207ZM209 130H210L211 132H210ZM229 130H232V132L229 133ZM237 130H239V131L241 130V131H240V132H239V131H238V132H235V131H237ZM249 130H250V131H249ZM256 130H257L258 132H257ZM200 131H199V132H200ZM219 131H220V133H219ZM226 131H227V132H226ZM247 131H248V132H247ZM260 131H261V132H260ZM203 132H204V133H203ZM234 132L237 134V136H238V134H239V136H240V137L238 136L239 138L242 137L243 139L234 138V137H237L236 134H234ZM207 133H208V134H207ZM210 133H211V134L214 133V134L212 135V137H211V134H210ZM232 133H233V134H232ZM250 133H251V134H250ZM252 133H254V134H252ZM256 133H257V135H256ZM202 134H203V135H202ZM206 134H207V137H206ZM223 134L225 135V137H223V136H224ZM240 134H241L242 136H241ZM201 135L205 138L206 141L208 140V144H207V142H205L204 138H203ZM220 135H221V136H220ZM200 136H201V138H200ZM243 136H245L246 138L243 137ZM198 137H199V138H198ZM214 137H215V138H214ZM220 137H222V138H220ZM248 137H250V138H248ZM251 137H252V138H251ZM255 137H256V138H255ZM219 138H220V139H219ZM223 138H224L225 140H224ZM227 138H228V139H227ZM247 138H248V139H247ZM253 138H254V139H253ZM261 138H262V139H261ZM200 139H202V141H203L202 144H201ZM214 139H217V140L215 141ZM255 139H256V140H255ZM260 139H261L262 141H261ZM197 140L200 141V142H198ZM210 140H211V141H210ZM212 140H213V144H212ZM223 140H224V142H226V143H224ZM228 140H229V141H228ZM231 140H232V141H231ZM233 140H235V141H233ZM238 140H239V141H238ZM243 140H244V141H243ZM251 140H253V141H251ZM254 140H255V141H254ZM257 140H258V141H257ZM189 141H190L191 143H190ZM218 141H220V143L217 144L216 142H218ZM227 141H228V142H227ZM246 141H247V142H246ZM197 142H198V143H197ZM232 142H233V143H232ZM234 142H237V143L234 144ZM259 142H260L262 145H261ZM192 143H193V144H192ZM196 143H197V144H196ZM210 143H211V144H210ZM231 143H232L234 146H232ZM240 143H241V144H240ZM189 144H190L191 146H190ZM200 144H201L202 146H201ZM215 144H216V145H215ZM220 144H221L223 147H222V146L220 147ZM229 144L231 145V147L229 146ZM237 144H239V145H237ZM242 144H243V145H242ZM253 144H254V146H253ZM186 145H187V147H186ZM209 145H210V146H209ZM211 145L214 146L215 150H214L213 147H211ZM217 145H218V147H216ZM224 145H226V147H227V146H228V147L226 148V147H224ZM246 145H247V146H246ZM251 145H252V146H251ZM188 146H189L190 149H188ZM197 146H198V147H197ZM208 146H209V147H208ZM235 146H236V147H235ZM238 146H242V147H238ZM249 146H250V147H249ZM258 146H259V149H258ZM260 146H261V148H260ZM195 147H196L197 149H200L199 152H197V151L194 152V150H196ZM232 147H233V148H232ZM248 147H249V148H248ZM206 148H207V149H206ZM208 148H210V149H208ZM217 148H219V149H217ZM235 148H236V149H235ZM238 148H239V149L242 148V149L239 150ZM243 148H244V150H246V151H248L249 149H250V150H249V152L246 153V151H244ZM186 149H187V150H186ZM212 149H213V150H212ZM216 149L218 150V152H221V154L218 153ZM220 149H221V150H220ZM223 149H224V150H223ZM226 149H227V151H226ZM232 149H235L236 153H235L234 150H232ZM261 149H262V150H261ZM190 150L192 151V153H190ZM201 150H202V151H201ZM210 150L213 151V154H210V155H209V152H211ZM237 150H239V151H243V152H240V153H239V151H238V153H237ZM260 150H261V151H260ZM158 151H160V149H159ZM188 151H189V153H188ZM200 151H201V152H200ZM228 151H231V152H228ZM254 151H255V152H254ZM256 151H257V152H256ZM203 152H204V153L207 152V153H208V154H206L207 156H206ZM233 152H234V153H233ZM244 152H245V153H244ZM259 152H262V154H260ZM196 153H198L200 156L198 157ZM201 153H202V154H201ZM211 153H212V152H211ZM222 153H223V154H222ZM231 153L237 155V158H236V156L233 155V154L230 155ZM189 154H190V157H188ZM218 154H219V155H218ZM243 154H246V155L244 156ZM258 154H259V155H258ZM214 155H215V156H214ZM220 155H222V157H223L224 159H223L222 157H220ZM223 155H224V156H223ZM239 155H240V159H241V161H240V159H238V158H239ZM241 155L244 156V157H247V158H248L249 160H251V161H248L247 158H244V157H242ZM256 155H257V156H256ZM204 156H205V157H204ZM208 156H210V157L212 156V157H214V158L211 157V158H212V159H211V158L208 157ZM217 156H218V157H217ZM228 156H229V157H228ZM230 156H231V157H230ZM249 156H251V157H249ZM160 157H161V156H160ZM160 157H159V158H160ZM192 157H193L194 160H193V159H189V158H192ZM197 157H198V158H197ZM200 157H201V159H200ZM219 157H220V158H219ZM196 158H197L198 162H197ZM202 158H203V160H202ZM205 158H206V161H207V162L209 161V163H213V164H212V165L210 164V165L207 166L206 164H209V163H207V162H203ZM215 158H216V159H215ZM229 158H232V159H229ZM257 158H258V159H257ZM259 158H260V160H259ZM208 159H209V160H208ZM220 159H221V160H220ZM243 159H244V160H243ZM189 160H190L191 162H190ZM200 160H201L202 162H201ZM212 160H213V161L215 160V161L213 162ZM223 160H224V161H223ZM234 160H235V161L237 160V162H238L237 165H238V166L236 165V162H235ZM238 160H239L240 162H239ZM242 160H243V161H242ZM221 161H223V162L220 163ZM226 161H227V162H226ZM233 161H234V162H233ZM246 161H247V162H246ZM258 161H260V162H258ZM188 162H189V163H188ZM192 162H193V163L196 162V163H198V164H197V165L195 164L194 167H193V166H192V165H193ZM199 162H200V164H199ZM215 162H216V163H215ZM218 162H219V163H218ZM229 162H230V163H229ZM256 162L261 163V165H260V164L258 165V163H256ZM176 163H177V164H176ZM178 163H179V164H178ZM185 163H186V164H185ZM203 163H204V164H203ZM205 163H206V164H205ZM223 163H224V164H223ZM226 163H227V164H226ZM233 163H234V164H233ZM245 163H246L247 165H249V167H247V165H246ZM248 163H249V164H248ZM255 163H256V164H255ZM187 164H189V166H188ZM215 164H216V165H215ZM219 164H220V165H219ZM222 164H223L226 168H225L224 166L221 167ZM228 164H229V166H228ZM242 164H243V165H242ZM202 165H203V166H202ZM204 165H205V166H204ZM214 165H215V166H214ZM233 165H236L235 167H237V168L234 167L236 170H233V169H234V168L232 167ZM240 165H241V168H240ZM244 165H245V168H243ZM257 165H258V166H257ZM178 166H179V167H178ZM183 166H185V167H183ZM196 166H197L198 170H197V171H194L195 169H197ZM200 166H201V168H199ZM210 166H211V167H210ZM216 166H217V167H216ZM256 166H257V167H259V166L261 167L260 170L262 171V173H261L260 176H262V178H259V177H260V176H259V174H260L259 172H261V171H259V168H260V167L257 168ZM176 167H178V170H179V169H180V170L178 171ZM187 167H190V168H192V169L187 168ZM206 167H208V169H207ZM209 167H210V168H209ZM212 167H213V168H218V169H213ZM219 167H221V168H219ZM230 167L232 168V170L230 169ZM246 167H247V168H246ZM182 168H183V170H181ZM184 168H185V171H184ZM193 168H194V170H193ZM203 168L206 169V170H203ZM211 168L213 169V171L211 170ZM242 168H243V169H242ZM256 168H257V169H256ZM209 169H210V171H209ZM220 169H221V170H220ZM245 169H246V170H245ZM174 170H175V171H174ZM199 170H200V171H199ZM229 170H231V171H229ZM238 170L241 172V174H240V173H239V174L237 173V172H239ZM243 170H245V171H243ZM248 170H249V172H248ZM254 170H256V171L258 172V174H257L256 171H255V173H254ZM171 171H172V173H171ZM181 171H183V172H181ZM192 171L197 172L198 174H197V173L194 174V172H192ZM211 171H212L214 174H211V173H212ZM214 171H215V172H214ZM216 171H218V173H217ZM220 171L223 172V173H225V174L221 173ZM235 171H236L237 174L235 173ZM165 172H168V174H167V173L164 174ZM169 172H170V173H169ZM178 172H179V173H178ZM186 172L189 173V174H187ZM201 172H203V173L206 172L207 174H206V173L203 174V173H201ZM245 172H246V173H245ZM181 173H182V174H181ZM231 173H233V174H231ZM244 173H245L246 175H245ZM169 174H171V176H168ZM172 174H174V175H172ZM180 174H181V177L179 176ZM199 174H200V175H199ZM209 174L212 175V176H214V178H216V180H215L214 178H213V179H214V180H213V179L211 178L212 176L209 177ZM218 174H219L220 176H219ZM229 174H230L231 176H229ZM234 174H236V175H234ZM243 174H244V175H243ZM164 175L166 176V178H165ZM197 175H198L199 177H197ZM202 175H203V176H202ZM204 175H206L205 179H203V178H204ZM241 175H242V176H241ZM254 175H255V179H254V177H253ZM167 176H168V178H167ZM174 176H175V177H174ZM187 176H186V177H187ZM192 176H193V177L196 176V177L193 178ZM207 176H208V177H207ZM227 176H228V177H227ZM237 176H238V177H237ZM244 176H245V177H244ZM173 177H174V179H173ZM179 177H180V178H179ZM219 177H220V178H219ZM226 177H227V178H226ZM230 177H234V178H230ZM239 177H240V178H239ZM241 177H242V179H243L242 181H241ZM243 177H244V178H243ZM178 178H179V179H178ZM196 178H197V179H196ZM201 178H202V180H204V181H202ZM210 178H211L213 181L210 180ZM221 178H222V179H221ZM224 178H226V179H225L226 182H224L225 180L223 181ZM235 178H236V179H239V180H238V181H239V184L236 183V182H238V181H237ZM246 178H247V179H246ZM256 178H257V179H256ZM187 179H189V181H187ZM191 179H192V180H191ZM230 179H232L233 181L235 180V182H233V181L231 182ZM244 179L247 180V181H244ZM252 179L255 181V184H256V185L254 184V182H253ZM259 179H260V180H259ZM163 180H164V181H163ZM194 180H196V181H194ZM198 180H201V186L199 185V181H198ZM209 180H210V181H209ZM256 180H258V181H256ZM184 181H185V182H184ZM220 181H222V182H220ZM228 181H229V182H228ZM240 181H241V182H240ZM195 182H196V183H195ZM204 182H205L206 185H204ZM209 182H210V183H209ZM213 182H214V183H213ZM215 182H217V183H215ZM244 182H245V183H244ZM252 182H253V184H252ZM260 182H261V185H260L261 188H260V189L258 188V189H259V190H258L259 192H257L256 189H257V187L259 186L258 184H259ZM202 183H203V185H202ZM212 183H213V184H212ZM240 183H241V185H240ZM192 184H191V185H192ZM209 184L212 185V186H210ZM216 184H217V185H216ZM233 184H234V185H233ZM174 185H175V184L172 183V185H171V189H174V187H175ZM178 185H177V186H178ZM187 185H189V186H187ZM236 185H240V187H239V186H236ZM242 185H244L245 189H243L244 187L242 188ZM173 186H174V187H173ZM186 186H187V187H186ZM218 186H219V188H218ZM221 186H222V187H221ZM250 186H251V187H250ZM255 186H257V187H255ZM260 186H259V187H260ZM178 187H179V186H178ZM201 187H204V189L201 188ZM208 187H209V188H208ZM211 187H213V189H215V190H214V191H216L215 193L213 192V189H212ZM214 187H215V188H214ZM223 187H225V189H224ZM253 187H255V188H253ZM183 188H184V187H183ZM205 188H206V190H205ZM210 188H211V189H210ZM233 188H234V189H233ZM235 188H237L239 191H238L237 189H235ZM241 188L243 189V191H241V190H242ZM250 188H251V189H250ZM202 189H203V190H202ZM216 189H217V190H216ZM219 189H220V190H219ZM222 189H223V191H222ZM210 190H211V191H210ZM225 190H227L226 193H225ZM236 190H237L238 192H237ZM252 190H254V192H256V193L253 192L254 194H252ZM255 190H256V191H255ZM203 191H204V192H203ZM218 191H219L220 193H219ZM233 191H234V192H233ZM235 191H236V193H238V194H236ZM240 191H241V192H244V193H241ZM249 191H250L251 194H249ZM260 191H262L263 193L260 192ZM194 192H196V193H194ZM221 192H222V194H221ZM192 193H193V195H192ZM198 193H199V194H198ZM209 193H210V194H209ZM211 193H212V194H211ZM213 193H214V194H213ZM223 193L225 194L226 197L224 196ZM230 193L236 194L235 197H234V199H233L232 196H231V200H230V197H227L228 194H230ZM260 193H261V194H260ZM206 194H207V196H208V194H209L208 197H209V199L212 201V203H211V201H209V199H207V198H208L207 196L205 197ZM219 194H220V196L223 195V196H221V197H223V198H222L223 200L220 199L221 197L219 196ZM240 194H242V196H241ZM194 195H195V196H194ZM196 195H197V196H196ZM199 195H200V196H199ZM238 195H239V196H238ZM256 195H257V196H256ZM249 196H250V197H249ZM251 196H252V197H251ZM254 196L256 197V199L254 198ZM258 196H259V197H258ZM192 197H193V198H192ZM195 197H196V198H195ZM199 197H204V198H206V199H205V202H203V201H204V198H199ZM210 197H211V198H210ZM215 197H216V198H215ZM240 197H241V198H240ZM242 197H243V198H242ZM197 198L201 201L200 203H199V202H196V201H198ZM213 198H214V199H213ZM225 198H226V199H225ZM235 198H236V199H235ZM239 198L242 199V201L239 200ZM249 198L252 199V200H251L252 202L249 201V200H250ZM253 198H254V200H253ZM258 198H259V201H258ZM186 199H189V200H186ZM192 199H194V200H192ZM217 199H220V200H217ZM228 199H229V200H228ZM190 200H191V201H190ZM207 200H208V201H207ZM214 200H215V202H214ZM216 200H217V201H216ZM225 200H226V201H225ZM227 200H228V201H227ZM235 200H237V201L234 202ZM238 200H239V202H241L240 204H239ZM186 201L188 202V205H187V207L189 206L188 209H187V207L185 206V205H186ZM189 201L191 202V203H190L191 206L189 205ZM206 201H207V202H206ZM220 201H221V202H220ZM254 201H255V202H254ZM257 201L259 202V204L257 203ZM195 202H196V203H195ZM208 202L210 203V205H209ZM225 202H227L228 204L225 203ZM233 202H234V203H233ZM248 202L250 203V205L253 203V204L251 205L252 208H251L250 205H249L250 207L247 205ZM197 203L199 204V205H197V206H201V207H202V209H201V207L199 208V207L196 206V207L200 210V212H198L199 210H197V208L195 207V205H196ZM202 203H203V206H202ZM214 203H216V205H215ZM218 203H220V204H218ZM222 203H224V204H222ZM255 203H257V204L254 205ZM179 204H182V207H183L182 210L186 207L185 209L188 210V213H189V211H191L190 207H192V206L195 204V205L193 206L192 209L194 210V207H195V210H194V211L197 212V213L194 214V213H193L194 211L192 210V213L190 212L191 214H190V213L188 214V213H187V210H185V209L183 210V211H184V212H183V211H181V208H180L181 205H179ZM207 204H208V205H207ZM236 204H237V205H236ZM245 204H246V205H245ZM176 205H177V206H176ZM204 205H205V207H204ZM213 205H214L215 207H214ZM240 205H241V207L239 208ZM253 205H254V207H253ZM257 205H258V208H256ZM208 206H209V207H208ZM226 206L229 207V208H227L228 210L226 209ZM231 206H232L233 209H230ZM234 206H236V209H235ZM247 206H248V207H247ZM210 207H212V208L214 207L213 209H214V212H215V213H214V212H211V211H213V209H211ZM220 207H221V209H220ZM224 207H225V208H224ZM244 207H245L247 213H245L246 211H245ZM246 207L249 208V209L247 210ZM177 208H178V210H177ZM203 208H204V209H203ZM207 208H208V209H207ZM216 208H217V209H216ZM222 208H223V209H222ZM254 208H255V209H254ZM224 209H226V211H224ZM234 209H235L236 211H235ZM202 210H203V211H202ZM210 210H211V211H210ZM237 210H240V211H238V213H237ZM249 210H251V211H249ZM253 210H255L256 214H255V212H254ZM177 211H178V212H177ZM206 211H209V212L214 213V214L211 215L209 212L207 213ZM222 211H223V212H222ZM231 211H232V212H231ZM233 211H235V212H233ZM252 211H253V213H252ZM179 212H180V213H179ZM204 212H205V214H202V213H204ZM229 212L235 214V216H234L233 219H232V218H229V217H227V219H226L225 215L230 214ZM239 212H240V213H239ZM164 213H165V214H164ZM181 213H182V214H181ZM198 213H200V214L198 215ZM241 213H243V214H241ZM248 213H249V214H248ZM180 214L183 215V216H180ZM185 214H186V215H185ZM196 214H197V217H196ZM201 214H202L203 216H202ZM209 214H210V215H209ZM245 214H247L248 216H246V217H245L246 220L243 221ZM250 214H251V215H250ZM252 214H253V216H252ZM254 214H255V215H254ZM166 215H167V216L169 215V216L167 217ZM187 215H190V216H187ZM191 215H193L195 218H194L193 216H191ZM207 215H208L209 217H208ZM198 216H200L199 218H201V219H203V217H204V220H203L202 224L200 223V226L203 225V227H205V229H204L203 227H202V229H201V230H204L203 233H202L201 230L198 231L200 228H197V227L199 226V222H197V220H199V219H198ZM201 216H202V217H201ZM210 216H211V219H210ZM240 216H241V217H240ZM254 216H256V217H254ZM180 217H182L183 220L185 219L184 217H189V218L191 217V218H190L189 220H188V219H185V220L183 221ZM236 217H237L238 219H237ZM251 217H252L254 220H253ZM177 218H178V220H177ZM179 218L182 220V223H180L181 220H179ZM192 218H193V219H192ZM207 218H209L210 220L207 219ZM212 218H213V219H212ZM228 218H229V222H228ZM247 218H248V219H247ZM191 219H192V220H191ZM205 219H207V220H205ZM234 219H235V220H234ZM251 219H252V220H251ZM173 220H174V221H173ZM176 220H177V221H176ZM190 220H191L195 225H194L192 222H190ZM247 220H248V221H247ZM249 220H251V221H253V222H252V223H249ZM171 221H172V222H171ZM175 221H176V222H175ZM200 221H202V220H200ZM209 221L211 222L212 225L210 224ZM226 221H227V223H226ZM230 221H235V222L237 221V222H236L237 224H236L235 222H230ZM245 221H247V222H245ZM251 221H250V222H251ZM254 221H255V222H254ZM196 222H197L198 224H196ZM214 222H215V220H214ZM170 223H169V224H170ZM177 223H176L177 226L174 225V224H171V225H173V226L169 225V226H171V227H170L171 232L175 231V233H173L174 236H173V234H170V235H171V238H172V241L174 240L173 242H175V241L177 240V238H176L177 235H176V234L179 233V232H178V228H179V227H178V224H177ZM203 223H205V224H203ZM233 223H234L235 225H234ZM242 223H244V224H246V225H243V226H242ZM248 223H249V225H248ZM254 223H255V224H254ZM184 224H185V223H184ZM206 224H208V225H206ZM228 224H229V225H228ZM231 224H232L233 226H232ZM252 224H253V225H252ZM193 225H194V226H193ZM230 225H231V226H230ZM236 225H237V226H236ZM174 226H175V227H174ZM207 226H208V227H207ZM209 226H210V227H209ZM228 226H229V227H228ZM246 226H247V227H246ZM193 227H195V230H193V229H194ZM235 227H236V228H235ZM250 227H251V228H250ZM174 228H175V230H174ZM208 228H209V229L211 228V230L209 231ZM212 228H213V229H212ZM246 228H248V229H246ZM249 228H250V229H249ZM172 229H173V230H172ZM207 229H208V230H207ZM233 229H234V230H233ZM239 229H240V230H239ZM176 230H177L178 233L176 232ZM263 230H264V227H263ZM263 230H262V231H263ZM195 231H196V232H195ZM165 232H166V231H165ZM189 232H190L192 235H191V234L189 235ZM197 232H199V233H197ZM200 232H201V233H200ZM206 232H205V233H206ZM166 233H167V232H166ZM166 233H165V235H166ZM240 233H241V234H240ZM168 234H169V233H168ZM262 234H264V232H263ZM195 235H196V236H195ZM212 235H213V234H212ZM230 235H231V236H230ZM188 236H187V237H188ZM173 237H175V238H173ZM192 237H193L194 239H193ZM197 237H198V238H197ZM262 237H263V238H262ZM196 238L199 239V242L201 241V242L199 243L198 240H197V242L199 243V245L196 243V240H195ZM175 239H176V240H175ZM234 239H235V241H234ZM239 240H240V239H239ZM260 240L264 241V235L261 236V239H260ZM260 240H259V241H260ZM262 241H261V242H262ZM234 242H235V243H234ZM261 242H259V243H261ZM259 243H258V245L256 244L257 246H255V249H254V250H256L257 254L259 253V255L257 256V254H256L254 251L252 252V259H253V260L255 259V261H253V264H254V263L256 264V261H257V259H258L259 257H260V258H259V259H260V262L257 261V264H258V262H259V264H264V257L262 256V254L264 255V252L262 251V249L264 248V246H263L264 242H262L263 244H262V243L259 244ZM201 244H203V245H201ZM204 244H205V245H204ZM207 244H208V247H206V246H205V247H206L208 250L205 249V248H204V250H207V251H208V254H209V252H211V251L215 248L214 246H216V245L213 244V243L210 242V241H209V242L207 241ZM197 245H198V246H197ZM261 245H262V247L260 248ZM192 246H193V247L195 246V248H193ZM200 246H201V247H200ZM187 247H190V250H186V249H189V248H187ZM211 247H212L213 249H212ZM229 247H228V248H229ZM256 247H257V248H256ZM191 248H192V249H191ZM209 248H211L212 250L209 249ZM237 248H238V249H237ZM239 248H240V249H239ZM234 249H235V250H234ZM204 250L201 249L200 252H204ZM210 250H211V251H210ZM234 251H235V252H234ZM259 251H260V252H259ZM193 252H192V253H193ZM184 253H185V252H184ZM184 253H183V255H184ZM205 253H206V251H205ZM260 253H261V254H260ZM208 254H206V255H208ZM255 254H256V255H255ZM254 256H255L256 258H255ZM261 256H262V257H261ZM261 258H262L263 260H262ZM259 259H258V260H259ZM262 262H263V263H262ZM192 264H195V262L192 263ZM196 264H200V263L197 262Z\"/></svg>",
	"mask_w": 264,
	"mask_h": 264
}]
</instances>
